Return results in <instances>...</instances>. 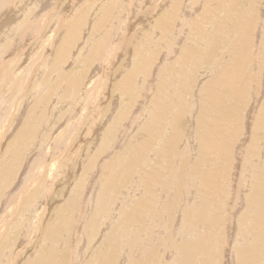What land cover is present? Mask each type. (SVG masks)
<instances>
[{
    "label": "rangeland",
    "instance_id": "obj_1",
    "mask_svg": "<svg viewBox=\"0 0 264 264\" xmlns=\"http://www.w3.org/2000/svg\"><path fill=\"white\" fill-rule=\"evenodd\" d=\"M42 1L43 0H40L39 3L36 1L37 3L34 2V4H32L33 2H29V0H13L12 1L13 7L8 6L5 8L4 11H3V9L0 10V66H1L0 67V77L1 76L4 77L5 75H3V74H5V73H6V76H7V74L10 75V79H6V80L4 79L3 80L2 79L3 77L0 78L1 82L4 81L3 83L0 82V172L6 173V176L4 178L2 176L0 178V203H1V201L3 202L4 200L7 201V199L2 200L3 198H11V200H12L9 203V205L7 206L9 208H5L6 212L3 208L5 206V204L3 206V204L1 203L0 207L2 205L1 209L3 208V210H4L3 213L5 212L6 214H8L10 212L9 215H6L4 213L5 216L2 214L4 216V219H7V217L9 216V219H7V221H9V222H7V221L4 222V219H2L5 226L11 227L9 225H12V227L14 228V231L12 230L13 229L12 227L11 228L3 227L6 229L2 228V230H4V231L0 237V241H1L0 242V264H11L12 262H13L12 264H28V262H32V264H36L37 262H39L37 264H44V263L50 264V262H48V263H46V262L48 260H52V259H54L56 261L63 262V263L66 262L65 264H70V263L71 264H88V263L89 264L90 263L91 264H102V262L103 263L107 262L109 264H185L187 257L189 259H191V264H197L199 261L198 260L199 257L202 259H204V258L206 259L205 255L203 258V255H199V253L196 252L197 248L202 247L207 242L205 237H202V238L198 237L199 235H202V231L207 229V228H205L207 225H204L205 227L203 226V224H202V226L199 225L200 222L202 220H204L201 216L203 205L200 206L201 201H199V198L201 200V197H199V196H201V195L204 196V195L202 194L203 193L202 192L203 187H202V185H201V187L198 186V183L201 184V181L199 179L201 176H203V174H205V172H206V174L216 172V171H212L215 169V163L213 162L214 163L213 164L212 162H210L209 156H206V155L212 154V152L214 151V150H212V148L214 146H212V144H211L212 147L210 145H206V147H205L202 144H200L201 143L200 140H199L200 143L198 142V140L196 139L197 137L195 135V132L193 131L195 128L194 126L196 124L195 121L197 119L194 117H196L195 115H198L197 112L199 111L198 110L199 107H200V109H201V107H203L202 103L200 104V102H201V99L205 98L204 96H205V93L207 91L206 89L208 87L207 86L208 83H206L208 81H205V80H208L209 76L211 78V76H214L213 74H215V73L217 74V72L219 71L217 68L219 60H217L215 58V56L219 57V55L222 54V55L230 56L228 58L232 59L235 55V51H233V50L236 48V46H238L241 43L242 40L243 41L241 44H243V42L245 41L243 35L241 36V34H242L241 33L240 34L241 37H239L240 38L239 43H237L234 46L235 43L234 44H232V43H233V41L238 40V39H236L238 36L236 35V37L233 36L232 38H230L231 36L229 34H232V33L229 31L230 30L229 27H231V26H228V25H231L233 22L232 21L228 22L225 19L223 26L226 27L227 29L226 28L223 29L222 24L220 25L218 23V21L219 22L223 21L224 20L223 18H225V17L227 18V15H224L223 12L221 13L219 11L226 10V8H227V10L228 9L230 10L231 8L235 9V6L238 4H239L238 10L241 11L243 14L242 15L243 16L242 21L246 22V18L250 19L253 17L251 21H253V19H254V23L257 24L256 25L253 23L254 26L252 25L253 30L251 29V32L254 36H252L251 32H249V31H248L249 34L247 33L249 38H251V40L253 38L252 45H251L252 48L250 49V55H251L250 60L256 61L257 66L255 67V65H253L252 61H249V59H248V62H251L252 65H248L249 68L246 67V65H245V68H247L248 71L245 69H244V71L246 73L251 72L250 75L254 74L255 77L256 76L258 77L260 74L259 78L262 81L259 82L260 80H258L257 83L259 85L260 91L262 90V92H260V91H259L260 93L256 92V93H259V94H256V96L259 95L262 98H260V97L255 98L254 97L256 99V101H255L254 99H252V97L255 96V94L254 95L252 94L253 96L249 95L254 90L253 89L254 83L256 82L257 79H255L254 83L252 82L253 86H251V84H248V82L251 83V81H248L247 82L248 86L246 85V82H245V84L241 87L244 89L242 93H243V95H245V96H243L244 97L243 102H241L243 104V106H241L242 104L239 106L240 110L239 109L237 110L238 113H236L237 114L236 117H233V119H232L233 123H235V125L233 124L232 126L236 127L238 130L240 129L239 130L240 132H238L240 134L237 133V135L235 137V139H236L235 141L233 139L228 140L229 144L231 146V147L229 146L230 147V152H229L230 159L228 160L229 166H227L228 169H226L227 171L225 173V176H224L223 172H222V174L220 173L219 177L220 178L222 177L223 179L225 178V180H223L221 178L222 179V181H221V179L219 178V182L222 185L221 186L219 184V187L221 186L220 189H222L220 191L219 196L212 197V195H211L210 196L211 199H210V197H207L211 201L214 198V200L212 201L214 206H213V204L210 205V203H209V205L206 207V209H208V213L210 214L209 216H212V217L216 216L214 218H216V220L218 221L217 218L220 215H223L225 212V214H227L226 216H228V217H225V214H224V218L222 216H220L222 218L219 219V221L223 219L227 222H225L223 220L221 222H219V221L217 222L220 224L221 227L224 226V228H218L219 226L217 227V225H219V224H217L216 222L214 223V225H216V226H214V225L211 226V224L207 226L208 227L207 230L210 231V234L215 233V234H211V236H212L210 238L211 242H209L210 247H209V251L208 250L207 251H208L209 256L213 252H215L212 255L213 257L212 256L209 257L210 260L213 259V260H211V261H213V264H214V261L216 262L215 264H237L238 262L245 261L246 259H248L250 257H251V259L247 260V261H250V263L260 264L262 262L261 264H264V249H263V246H264V229H262L264 226H262L263 224H262V222H260L259 218L256 217V216H258V213H260L258 217H260L262 214L264 215V211H263L264 210V207H263L264 206V198H263L264 194L263 195L257 194L258 196L257 195L254 196V193H255L254 190H256V189H253V187L256 188L259 186L260 189L264 190V179L260 180L261 183H260V181H258V183H257V184H259L258 186L256 185L257 181L255 180L257 178V176L264 171V155H263L264 146L259 144V143L264 144V142H263L264 137H262V136H264L263 135L264 134V131H263L264 128L263 129L261 128L262 129L261 132H263V134L260 133V130H258V128H257V127H259V129H260L262 124L264 127V121H262L263 122L262 124L258 123L261 126H259V125L257 126V123H256V121L258 122L259 121L258 119H260V117H259L260 114L262 116H264V109H263V113L261 111L262 107L261 108L259 107L261 112L257 110V109H259L258 106H263V104H264L263 103L264 102V98H263V96H264L263 91L264 90L262 89L264 87V82H263L264 81V67H263L264 58L262 57V55L264 56V54H263V52H264V47H263L264 46V42H263L264 39L262 37H260V35H259V31L262 28H264V24L261 25L262 24L261 21H264L263 20L264 19V17H263L264 11H262L263 9H261V8H264V0H247V1L246 0H232V1L230 0L231 2L229 0H168L167 2H164V0H147V1L146 0H117V2L115 0H110L111 3L109 2V0L108 1L107 0H105V1L104 0H52L50 4H49V0H46L45 2H42ZM57 1H58V3H57ZM190 1L192 3H195L197 1L198 6H196L194 9V10H196V12L195 11L193 12V10L191 12V13H193V16L191 17L190 22L188 21L189 24L188 25L186 24L187 26H186L185 32L183 33L185 36L182 35V30H181V32H180L181 35L179 33L178 38L174 41L175 44L178 43L177 45L174 44L176 46V49H173L174 51L176 50V53H175L170 48L172 46L170 44H173L172 43L173 41L170 40L172 33H171V35H168V31L171 32L170 30H172V26L174 28V25H172V24L177 23V21H178L177 17L179 14V8L182 7L183 5H188L187 3ZM106 2H108L110 5L112 4V2H115L116 4L113 3L112 7H111L108 3L106 4ZM158 2H159V4H156ZM42 3H43V5H42ZM153 3H154V5H153ZM230 3H231V5H229ZM3 4H5V3H3ZM15 4H16V6H15ZM128 4H130V5H128ZM103 5L104 6L106 5V7H109V8L105 9L106 7L104 8ZM138 5H139V8L137 7ZM151 5H153L151 8L156 7L157 9L149 8ZM161 5H163L162 10L159 8V7H161ZM23 6H25V7H23ZM168 6H171V7L168 8ZM229 6H231V7H229ZM14 8H16V9H14ZM91 8H93V9H91ZM142 8H143V10H141ZM147 8H149V9L147 10ZM18 9H19V12H18ZM52 9H53V11H52ZM110 9H111V11H110ZM112 9H113L114 13L112 12ZM159 9L161 10V14H160ZM173 9H175V10H174V14L172 15L173 17H171V19H172L171 28H168V26H165L166 30L163 31V32H165L163 35L162 34L163 32L161 31L162 29L160 26L163 25V24H161L162 20L164 21L165 18L167 17V15H166V17L164 16L165 17L164 18L163 15L168 14L167 10L171 11ZM234 9H233V11H234ZM90 10H91V12H89ZM107 10H108L109 14H111V15L112 14L116 15L118 13H121V14H119L118 17H117V15L115 16V17H117V19L113 15H112L113 16V18H112L111 15L106 13ZM154 10H156V12H154ZM164 10H166V11L164 12ZM209 10L210 11L213 10L212 11L213 16H212V14L211 15L208 14ZM2 11H3V13H2ZM7 11H9V14H6ZM102 11L105 13H102ZM152 11H153V13H152ZM170 11H168V12H170ZM16 12H17V14H16ZM57 12H58V14H57ZM77 12H78V14H77ZM149 12L152 14L151 15L148 14ZM258 12H259V15H258ZM83 13L85 14V17H83L84 16ZM129 13L130 14L132 13V14L129 15ZM142 13H144V14L142 15ZM162 13H165V14H162ZM261 13H263L262 14L263 16L261 15ZM4 14L6 15V17L4 16ZM37 14H38V16H37ZM100 14L102 16H104V18ZM145 14L146 15L148 14V16L145 17ZM81 15H82V17H81ZM161 15H162V19H159V17ZM34 16L36 17V20H35V18H33ZM62 16H64V17H62ZM109 16H110V18H109ZM149 16H150V18H149ZM179 16H181V15H179ZM210 16L213 18L214 21L212 20V18ZM99 17L104 19V20L103 19L102 20L104 21V25L106 26L107 29L103 28L105 26L98 27V24L101 21V19ZM203 17H205V20L202 19V21H200L201 18H203ZM215 17H219L218 20L215 19ZM32 18H33V20H32L33 22L31 21ZM107 18H109L110 20ZM127 18H129V19H127ZM155 18H157V19H155ZM173 18L174 19L176 18L177 21H176V19L174 20ZM207 18H208V20L211 18L209 20L210 22L207 21ZM236 18H239V16L238 15L233 16L232 20L234 21ZM86 19H87V21H86ZM260 19H262V20H260ZM79 20H81V21H79ZM82 20H83V22H82ZM106 20H109V21H106ZM156 20L157 21L159 20L160 23L157 22ZM180 20L184 21V20H186V18L183 16V18ZM211 20H212V22H211ZM62 21H64V23ZM75 21L78 22L79 25H75L78 27V30H77L78 32L74 36V35H72L74 33L72 31H70V27L72 25L71 24L72 22H73V24L76 23ZM84 21H86V22H84ZM103 21H101L100 23H103ZM206 21H207V23H206ZM80 22H82V23H80ZM152 22H156V23H152ZM260 22H261V24L258 25V23H260ZM96 23H97V25H96ZM119 23H123V24H119ZM157 23H159V26L157 25ZM214 23H216V24L214 25ZM33 24L35 26L30 28V26H32ZM80 24H82L83 26ZM155 24H156V26H155ZM217 24H219V25L217 26ZM225 24L227 26H225ZM122 25H124V27ZM177 25L179 26V23H177ZM115 26H117V27L115 28ZM126 26L130 27L131 31H130V28H127ZM178 26H177V31L180 30V27H178ZM215 26L218 28L222 27L221 29H223V33L224 32H226V33L230 32V33H228V35L226 33H224V34L222 33L223 38L226 39V40L224 39L225 43L227 42V44H228V41H229L228 46H230V47L227 46L225 48L226 50L224 49V51H222V49L224 48L222 46V44L224 43L223 38L221 37V34H220L218 28H216L215 30L217 31L216 33L219 32L216 35L219 37V39H218V37L216 38V36H215L211 40V41H213L216 38V40H215L216 42L215 41L212 42L214 45V47H213L214 49L212 48V46H213L212 43H210L211 48L207 47V50H206V47L204 48V45L202 44L206 39H207V41H209L208 38L213 37L216 34L215 32H213V36H210L211 32L214 30L213 27H215ZM8 27H9V29L15 30V31H13V34H10V33L8 34L6 32ZM152 27H154V28H152ZM34 28H35L37 33L35 32V30L33 31ZM38 28H39V30H38ZM114 28H115V30H114ZM79 29H80V31H79ZM225 29H226V31H225ZM43 30H46V31H43ZM159 30L162 32V33H160L161 35L159 34L160 37L158 35H155L152 37L153 34L159 33L160 32ZM32 31L34 32V34H32L33 33ZM69 31H70V33H69ZM253 31H255V32H253ZM107 32H109L108 33L109 36L106 34ZM166 32H167V35H165ZM208 32H209V34H207ZM35 33L37 35H35ZM38 33H41V34H38ZM79 33L81 35H79ZM104 33L106 34V36ZM70 34L72 35V37ZM119 34H121V35H119ZM147 34L148 35L150 34V35L147 36ZM205 34H207V37ZM219 34H220V36H219ZM255 34H256V36H255ZM257 36H259V37L256 38ZM103 37H104V39H103ZM180 37H183V39L181 41L179 40ZM263 37H264V35H263ZM71 38L74 40H72ZM241 38H242V40H241ZM249 38H248V40H249ZM42 39H44V40H42ZM155 39L157 42L155 41ZM234 39H236V40H234ZM261 39H263V40H261ZM123 40H125V41H123ZM177 40L179 42H177ZM198 40L200 41L199 42L200 44L198 43ZM256 40H258L259 42L261 40L260 43L263 44V46L260 43H258V41H256ZM126 41H128L129 43ZM220 41H222L223 43ZM97 42L100 44V46ZM158 42H160V43L157 44ZM162 43H163V45H162ZM216 43H221L220 44L221 46H218L220 49L217 48ZM94 44H95V46H94ZM139 44L143 45V46H141L143 51L141 50V48H137V49L142 51L143 53L135 49L134 54L138 53V55L136 57V55L134 56L133 52L131 53L130 50H133L132 45L135 48ZM42 45H44V46H42ZM253 45H256L255 47L257 49H258V45L259 46L261 45L262 47L260 46L261 48L257 50V49H254L255 47ZM96 46L98 47L97 48L98 53L100 51H102V49H103V51H102L103 53L102 52L99 53V56L97 58L94 57V59L97 60V61H94V59L92 58L93 57L92 52L96 49ZM116 46H118V47H116ZM120 46H121V48H119ZM123 46L124 47L126 46V48H128V49L123 48ZM63 47H64V49H62ZM165 47L167 50L169 48V50L166 51V55L164 57L163 54L165 53ZM177 47H179V48L177 49ZM93 48H94V50H93ZM99 48H102V49H99ZM117 48H118L119 52L117 51ZM193 48H194V50H193ZM228 48H229V50L230 49L231 50L233 49V50L229 51ZM147 49L148 50L150 49V50L148 51ZM188 49H189V51H188ZM261 49H262V51H260ZM62 50H65L64 57H61V55H60V53L63 52ZM91 50H93V51H91ZM144 50H145V53H144ZM195 50L200 52V53L204 52V54L199 53L198 57L192 56V54H194ZM200 50H202V51H200ZM71 51L74 55L71 53ZM226 51H228V52H226ZM77 52H80V53H77ZM231 52H232V54H231ZM254 52L255 53L258 52L257 55L260 56V59H262L261 61L258 60L259 58L256 60V56L252 55V54H254ZM259 52H261L262 54ZM141 53H142V55H141ZM171 53H173V55ZM139 54L142 57L144 56L143 60ZM182 54H185V55H182ZM228 54H230V55H228ZM259 54H261V55H259ZM108 55H110V56H108ZM170 55L174 56V57H172V59H170L171 58ZM202 55H204V56H202ZM207 56L210 60L207 58ZM138 57H139V59H138ZM189 57H191L192 59ZM199 57L201 60L206 58V59H204L206 61L204 62V60H203L201 62ZM87 58L93 59V61L95 63H93V61H91V59H90V64H88V66H86L85 62H87V60H88ZM98 58L100 60H98ZM102 58H103V62H104V60H107V61L112 60L110 63H108L109 61L104 62V65H102L104 69L101 68L102 67L101 64L103 63L101 61ZM164 58L166 60L170 59L168 61V64H166L167 63L166 60H163ZM188 59H189V62L191 64V67L193 66L192 69L190 68L191 72L190 71L186 72L185 70H188V68L186 66L184 67L182 64V63H184V60H187L185 63H189ZM212 59H213V61H212ZM230 59H229V61H230ZM130 60L132 61L131 64H129ZM177 60H178V62H177ZM194 60L196 61V63L191 62ZM83 61H85V62L83 63ZM140 61L142 64H144L143 65L144 67L140 64ZM147 61H148L149 65L147 64ZM163 62L167 67H165V65H162ZM209 62H210V64H209ZM138 64H139V66L140 65L142 66L141 72H140L139 68H137V67H139ZM254 64H255V62H254ZM261 64H263V65H261ZM90 65H92V66H90ZM145 65H147V66L145 67ZM104 66L107 67L108 70L114 68L115 71L113 70V72L111 71L112 72L111 73L110 71L105 69ZM123 66L125 67L124 69H123ZM133 66H135V67L137 66L136 67L137 71L135 70V67H134V72H133L136 74L135 75L136 77L134 76V79L132 80V82H134V83H133V85H132V83L130 85L131 89L132 88L133 89L132 90L127 89V88L120 89L118 84L124 79V77L126 75L125 72H128L130 70H131V72L133 71L132 70ZM151 66H152V68H151ZM161 66H164V67H162V70L164 72H166V69H169L170 71L174 70L176 72L179 70L183 72V70L185 69L184 72L187 73V77H185L184 80H181V83H183L185 86L187 85L186 87H187L188 91L185 88V86L183 87V84L179 86L180 87L179 89H180V94H183L184 96H185L186 92H189V93H187V96H186L187 98L185 97L186 99H184L183 95H181L180 97L183 98L182 100H181V98H175L174 97L172 99V101L170 98H167V100H168V102H167L166 98H164V97L168 96V94H165L164 92L169 87V83H167L168 82L167 80L170 77V74H167L169 72H166L165 74H161V72H158L159 70H157V69H159ZM196 66H199V67H197L198 70L196 69ZM259 66H262V67L260 68ZM91 67L93 70L90 69ZM147 67H148V69H147ZM200 67H201V69H200ZM210 67H211V70H209ZM13 68L14 69L16 68V69L14 70ZM164 68H165V70H164ZM193 68H195V69H193ZM206 68H208V69H206ZM89 69H90V71H89ZM196 70H197V72H196ZM249 70H250V72H249ZM12 71H13V73H12ZM214 71H216V72H214ZM2 72H3V74H2ZM87 73H89V74H87ZM220 73H222V72H220ZM160 74H161V77L166 75L165 76L166 79H165V77H162V80H160V78H161V77H159ZM261 74L263 76V79H262ZM63 75L64 76L68 75L67 81L63 80L64 79ZM180 76L182 77V75H180ZM121 78H122V80H120L118 83L117 81ZM135 78H137L138 80H136ZM153 78H154V80H153ZM163 78H164V80H163ZM69 79H70V81H69ZM72 79H74L73 84H72V81H73ZM75 79H79L80 84L76 83L77 80L75 81ZM156 79H157V81H156ZM185 80H188V81L185 82ZM161 81H162V83H161ZM182 81H184V82H182ZM163 82H164V85H163ZM200 82H201V84H199ZM229 82H232V79H229ZM74 83L77 84L76 87L74 86ZM116 83H118V84H116ZM261 83H262V85H261ZM70 84H72V85H70ZM78 84L80 87L78 86ZM161 84H162V86H161ZM157 85H160V86L157 87ZM203 85H206L207 87L203 86ZM69 86H74L75 89L73 88V90H71L72 88ZM77 86L79 87L78 89H77ZM202 86H203V88H202ZM237 86L240 87L239 85H237ZM197 87H201L202 89L199 88L196 90ZM204 87H206V89ZM250 87H251V89H250ZM160 88L164 89V91L163 90H162L163 92L160 91L161 90ZM190 88L191 89L193 88V89L190 90ZM241 88H239V89H241ZM203 89L206 91L204 92ZM255 89H256V87H255ZM155 90L160 91V93L155 92ZM184 90H186L185 93H184ZM195 90L197 91L196 93H195ZM26 92H27V94H26ZM127 92H128V94H127ZM198 92L200 94H198ZM79 93H81V94H79ZM202 93H203V96H202ZM235 93L237 94V91H235ZM262 93H263V96H262ZM28 94L29 95L31 94L32 96L30 95V97H32V98H30ZM197 94L199 95V97ZM24 95H25L26 99L24 98ZM79 95H81V96H79ZM130 95L132 97H130ZM200 96H202V97H200ZM248 96L251 98H249ZM162 97H163V100H162ZM197 97L199 98L198 100H197ZM193 99H194V101H193ZM257 99L260 101H263L262 104L260 103V101L257 102ZM250 100H253V103ZM196 101H200V102L197 103ZM248 101H250V102H248ZM157 102H159V103H157ZM161 102L162 103L167 102L168 104L165 103L162 105ZM236 102H237V100H236ZM236 102L234 99L231 101V104L235 105ZM33 103H34V105H33ZM173 103L176 104V106ZM256 103H257V105H256ZM157 104H159V105H157ZM169 104H171L172 106ZM177 104H179V108H178ZM182 104H184V105H182ZM192 104H194L195 107ZM238 104H239V102H237L235 107H237ZM255 105H256V109H255L256 112L254 110ZM157 106L158 107L160 106L159 109H157L158 108ZM163 106H165V107H163ZM17 107H19V108H17ZM161 107H163V108H161ZM172 107H173V109L171 110ZM180 107H181V109H180ZM166 108L167 109L169 108L170 110L169 109L167 110ZM176 108H177V110H176ZM36 109H38V110H36ZM162 109L167 110L168 112L170 111V113L169 114L167 112L161 113L160 111ZM19 110H20V112H18ZM156 110L159 112H156ZM253 110L255 113L253 112ZM32 111H33L34 115L32 114ZM185 111H188V113L187 112L185 113ZM153 112H154V114H153ZM159 113L161 114V116L160 115L158 116ZM175 113H177L179 115L181 120L179 119L178 115H173ZM256 113L257 114L259 113V116L254 115ZM162 114H163V116H162ZM164 114H165V116H164ZM192 114L194 115V117ZM153 115H155V118L154 117L151 118V116H153ZM249 115H252V117L250 116L251 120H248ZM182 117H183V119H182ZM244 117H245V121H244ZM255 117H257L256 118L257 120H255ZM159 118L160 119L162 118V119L158 120ZM28 119L34 120L32 122L33 124L31 122H29ZM156 119L158 120L155 122V124L157 126L153 122V120L155 121ZM169 121L170 122L173 121V123H170ZM176 121H179V123H181V124L179 125V123L177 122L178 124L176 125ZM234 121H236V122H234ZM40 122H41V124H40ZM157 122H159V124H157ZM192 122L194 123V125L190 126L192 124ZM29 123H31L32 125H30ZM148 123H149V126H151V127L153 125L154 129L151 128L150 131H152V129H153L154 133H153V131L151 133H148L149 131H146L143 129V128L146 129L147 127H149V126H147ZM168 123H170V124L168 125ZM174 123H175V126L172 125ZM12 124H14V126ZM251 124H253V125L255 124V127L256 126L257 127L254 128L253 125L249 126ZM31 126L32 127L34 126L33 127L34 129H32ZM145 126H147V127H145ZM167 126H169V127H167ZM25 127H27V128H25ZM156 127H158L157 128L158 130H156ZM159 127H160V129H159ZM171 127L174 128V131H175V127H178V133H177L178 136H176V138L179 137L180 139L176 143L177 145H175L176 148L173 151L171 158L167 159L164 154L158 155V151L165 149V146H166L167 142L169 141L168 140L169 137L171 139V137L173 136L172 133L174 131ZM191 127H193V129ZM179 128H180V130H179ZM189 128H191V129H189ZM248 128L250 130H248ZM28 129H30L32 131H29ZM229 129L230 128H228L226 130H229ZM243 129L245 130V133L247 132L246 134L243 133L244 132ZM251 129H252V132H251ZM253 129H254V131H253ZM256 129H257V132H259V133L258 134H252V133H256ZM24 130L25 131L27 130V131L24 132ZM210 130L208 129V132H211ZM190 131L193 133H191ZM212 131H214V132H212L213 134L209 133L210 137L209 136L208 137H209V139H214L217 141V139H215V138L216 137L218 138V136H219L218 134L221 131L218 132L217 129L216 130L212 129ZM186 133H188V135ZM250 133L254 137H251ZM146 134H150L151 136L152 135H154V136L152 138L150 135H146ZM158 134L161 136H159ZM193 134H194V136H193ZM223 134H224V137H223ZM225 134L226 133H223V130H222V133H220V135L223 138H225V140H226ZM241 134L242 135L244 134L245 138H247L248 140L244 139V135L242 137ZM44 135H45V137H44ZM212 135H213V138L211 137ZM214 135H215V137H214ZM246 135H248V136L250 135L249 138L246 137ZM256 135L261 136L262 139L259 136H258L259 137L258 138ZM146 136H148V137L146 138ZM149 136H150L151 142L148 141ZM234 136L235 135H233V137ZM190 137H191V141H190ZM238 137H239V139H238ZM145 138L147 139L148 143L145 144L144 142H142V144H144L145 146H149V142H150L149 148L145 151L147 153L145 155H143L142 157L137 158L135 161L130 160L132 157V153H129L130 152L129 150L135 146V145L132 146V144L136 143V146H137L138 145L137 143L139 141L141 143V140H143V139L146 140ZM165 138H166V140H164ZM192 138H195L197 140L198 144H200L206 150H203L200 147V145H199V147H197L198 145L195 142V139L192 140ZM220 138L221 137H219L218 139L220 140ZM242 138L244 139L246 146H245V143L242 140ZM252 138L253 139L256 138V140H258V139L259 140L254 141ZM152 139H154V141ZM231 140L233 142L230 143ZM260 140H262V141H260ZM155 141H157V142L160 141V144L156 147H155V145L157 142H155ZM192 141H193V144H192ZM247 141H249V143H247ZM131 142H133V143H131ZM190 142H191L193 147H190V145H189ZM253 142H255L259 146V148H261V149L259 150L258 146L255 145V143L253 145ZM14 143H17V144H15L13 147ZM247 144H248V146H247ZM129 145H131V146H129ZM249 145H251L252 147L256 146V148L258 149L257 152H255L253 150V149H256L255 147H253V149H252L254 151L253 154H254L255 158L252 156L253 151L251 150V148H249V149L252 152H250L249 149L247 150ZM194 146H195V148H194ZM208 146H210V148ZM242 146H244V147H242ZM125 147H127V148H125ZM128 147L130 149H128ZM153 147H155V148H153ZM188 147H189L190 151L188 150ZM237 147H238V149L236 150ZM49 148H50V150H49ZM126 149L129 152H127L125 154L124 151ZM210 149L212 150L211 152L208 151ZM213 149H215V147ZM239 149H242V151L243 150L246 151L248 154L244 151L242 153L241 150L238 151ZM13 151H15V152H13ZM38 151H39V153H38ZM150 151H152V152H150ZM188 151L191 153V155ZM193 151H195V152H193ZM200 151H202V153H204V151H205V152H208L209 154L204 153V155H201L202 153L200 154ZM232 151H233V153H232ZM19 153H20V155H19ZM16 154H18V155H16ZM127 155H130V156H127ZM246 155H248V156L246 157ZM39 156H41V157H39ZM121 156H122L124 162L126 160L127 162L131 161V163H134V164L128 165V167L130 169H128V167L126 166L128 173L125 170V165H126L125 163H123L124 169L120 165H119L120 167H116V169L114 168V173L116 174L117 177L111 171V177L108 180L110 182H108L107 180H105V177H103V175L108 172L107 169L109 168L108 167L109 163L112 164V162H113L112 160H114V159L116 160V159L120 158ZM201 156L207 157L205 159L206 161L201 160V164L199 166V170H201L202 173H200L201 171H199V172L197 171L198 173L192 174L191 172L194 171L193 166L196 163V161L198 163V159H201ZM244 156L247 158V160H245V162L243 160V159H246ZM163 157H164V159H163ZM39 158H41V162H42L41 164H43L45 162L43 164V165H45L44 166L45 168L42 165H40V166H42L41 168L40 167L38 168V164H37L38 162H36V160L39 161ZM252 159H253V161H252ZM241 160H243L242 161L243 163L240 162ZM3 161L4 162L6 161L5 165H3L4 164ZM47 162L49 163V165ZM114 162H116V161H114ZM17 163H18V165H17ZM181 163L183 165H181ZM197 163L195 165H197ZM261 163H262V165H261ZM207 165H210V166L208 167ZM9 166H11V168ZM212 166H214V167H212ZM153 167L155 169L157 168V170H155ZM4 168H6L10 171H7ZM206 168L208 171L210 170L212 172L207 173L208 171L206 170ZM152 169H154L153 170L154 172H152ZM174 169H176V170H174ZM177 169H179V171ZM31 170L34 173H32V175L30 176L31 180L30 179L28 180V179H26L25 175L28 172H30ZM148 170H150V172ZM251 170H252V172H251ZM105 171H107V172H105ZM120 171H121V174H119ZM123 171H125V172H123ZM228 171H230V173ZM25 172H26V174H25ZM175 172L178 174H176ZM190 173H191V175H190ZM175 174L177 175V178H176ZM197 174L199 177L197 176ZM192 175H193V177H192ZM226 175L229 178H227ZM118 176H119V178H118ZM147 176H148L147 179L150 178L151 179L150 181H152V182H149L146 179L151 184V186L146 180H145L146 183L143 182ZM186 176L188 178H186ZM22 177H23L22 180L24 181L23 183L21 182ZM166 177H167V179H166ZM181 177H183L184 181L187 180L186 184L184 181L182 182L183 184L182 183L179 184L178 181H181ZM230 177H231V180H230ZM113 178H114V180H113ZM116 178L118 179V181ZM175 178H176V180H172ZM185 178H186V180H185ZM195 178L198 181H196ZM226 178L229 179V181ZM191 179L192 180L194 179L196 181L193 183V185H192ZM251 179L253 180L254 185H253V182ZM26 180H28L27 182L29 184L26 182ZM235 180H237V181L235 182ZM242 180H244V181H242ZM172 181H174V182H172ZM116 182H117V184H116ZM175 182H176V184H175ZM221 182H223V184H225V185L223 186V184ZM232 182H233V185H232ZM104 183L105 184L107 183V184L105 185ZM109 183H111L112 188L109 186ZM143 183H144V185H143ZM189 183H191V185ZM23 184L24 185L26 184V191L28 190V192L22 198V196H20L19 193L23 189L22 188L24 186ZM27 184H28V186H27ZM100 184H101V186H100ZM148 184H149V186H147ZM194 184L198 188L197 190H196ZM245 184H247V185L245 186ZM172 185H174V187H175V185H177V186H176V188L173 189ZM242 185L245 188H240V187H243ZM249 185H251V186L253 185V187H250ZM108 186L110 187V189L108 188ZM184 186H186V189L184 188ZM236 186L237 187L239 186V188H237ZM225 188H226V191H225ZM251 188L253 189V192H252ZM104 189L106 190V192ZM107 189H109V190H107ZM199 189L202 191H200ZM232 189H233V191L231 192L230 190H232ZM241 189H244L243 191L245 193L241 192L242 191ZM151 190H152V192H151ZM173 190L175 193L173 192ZM177 190L181 193H179ZM186 190H187V193H186ZM102 191H104V192H102ZM194 191H195V193H194ZM107 192H108V194H107ZM176 192L178 194H176ZM199 192H201V193H199ZM260 192H261V190H260ZM171 193H174L175 198H174V196H172L173 194H171ZM188 193L189 194L191 193V194L188 195ZM226 193H227V195H226ZM6 194H7V197L5 196ZM30 194H31V196H30ZM241 194L242 195L244 194L246 197L248 195L249 196L246 198L245 196H242ZM251 194H252V196H251ZM236 195H237V197H236ZM91 197L93 200H90V202H88L89 200L87 201V199L91 198ZM216 197H217V199H216ZM232 197H233V199L231 201ZM238 197H240L241 199H244V200L247 199V200H246V202H243L244 200H241ZM257 197H260V198H257ZM145 198H147V199H145ZM194 198L197 199L198 201L194 200ZM249 198L252 201H250ZM224 199L226 200V202L224 201ZM248 199H249V203H248ZM216 200H217V202H216ZM258 200H260V202ZM73 201H75V202H73ZM227 201H229V203ZM256 201H258V202H256ZM224 202H225V204H224ZM233 202H234V204H232ZM238 202H240V203H238ZM221 203L223 206H225V209H224L225 211L220 209L222 206V205L220 206ZM257 203L258 204L260 203V204L256 205ZM19 204H20V206H19ZM151 204H152V206H151ZM248 204L250 205V207ZM210 206H213V208H215L214 209L215 211H216V208L219 211H222V212L224 211L223 214H219V211H217V213L219 215L217 213L215 214L213 208ZM231 206H233V207L231 208ZM10 207L12 209H10ZM200 207H201V209L199 210ZM226 207H227V209H226ZM257 207H259V208H257ZM211 208H212V211H211ZM1 209H0V212L2 213ZM255 209H256V211H253ZM194 210L198 211L197 216L193 217L194 229H192V230H194L196 236L190 235V231H189V227H188L189 223L187 222V217H186V214H189L191 212H196ZM131 212H132V214H131ZM199 212H200V214H199ZM211 213H214V216ZM233 213H234V215H233ZM244 213H245V215H244ZM10 215H11V217H10ZM250 215H251V218H250ZM79 216H82L83 217L82 219H84V218L85 219L82 220L81 218H79ZM144 216H146V217H144ZM254 216L259 220L260 223L257 221V219ZM0 217H1V215H0ZM143 217L146 218V220ZM252 218H254L253 220L257 221V222H254L252 220ZM260 218L262 219L263 216H261ZM64 221H66L67 223H65ZM239 221H241V222H239ZM183 222L186 225L183 224ZM222 222H223V224H222ZM224 222H225V224H224ZM229 222L232 223V225H229L230 224ZM28 223H30V224H28ZM179 223H181V224H179ZM227 223H229V224H227ZM254 223L256 226L253 225ZM257 223L260 224V229H262L261 233L263 234V236L261 238H262L263 242L261 241V238H259V235H256V233L254 234V232L257 229H259V224H257ZM23 224L26 225V227ZM80 224H82V228H81ZM79 225H80V231L81 232L76 233L77 230L75 231L74 229L75 228L77 229L79 227ZM176 225L179 226V229H177L178 227ZM248 225L250 226L249 228H248ZM252 225H253V228H252ZM209 226H211V227L209 228ZM235 226H237V227H235ZM213 227H216V229H218V230H216ZM255 227H258V228L255 229ZM247 228L250 230H248ZM181 229L183 231L184 230L185 231L183 232V231H181ZM223 230L225 231V233ZM232 230H234L235 232H233ZM186 231H188V232L186 233ZM221 231H223V232H221ZM246 231H248V233ZM22 232H24V233H22ZM158 232H161L162 234H160V233L158 234ZM164 232H166V233H164ZM175 232L177 235L174 234ZM220 232L223 233V237L222 236L220 237V235H219ZM4 233H5V235H4ZM74 233H75V235H73ZM203 233H205V232H203ZM49 234L54 235L53 237L55 239L53 240V242H52V238L51 239L47 238V237H49ZM216 234L219 235V238ZM224 234H225V236H224ZM228 235H229V237H228ZM244 235H245V239H244ZM5 236H7V237L5 238ZM216 237L218 238L217 241H216ZM251 237L253 238V240ZM246 238H248V239L251 238V241L249 239L248 242L247 241L244 242V240H246ZM254 238H255V240H254ZM187 239H189V240H187ZM219 239H222V241H223V243L221 242L222 244L219 243L221 241V240L219 241ZM223 239L225 241L226 240L227 241L224 242ZM228 239H229V242H228ZM252 241H255V242H252ZM259 241H261L263 244H261V242H259ZM83 242H85V243H83ZM182 242L186 243V247L182 246V244H183ZM215 243H216V245H215ZM227 243H229V244L227 245ZM242 243H245V244H242ZM246 243L248 244V246ZM73 244H75V245H73ZM252 244H253V247H252ZM214 245L216 246V248L214 247ZM218 245L220 246V248L218 247ZM244 245H245V247H244ZM74 246H76L75 248L77 249V250L75 249V251L72 248ZM211 246H213V247H211ZM222 247H224V248H222ZM242 247H243V251H245L244 253L248 252L249 255L245 254L246 257L244 256L243 258H241V260L238 257V255L236 256V253L235 254L230 253L232 251L234 252L235 249H236L235 250L236 252L240 251V250L242 251V249H241ZM246 247H248V249ZM257 247H258V249H257ZM228 248L230 250L231 249H234V250H231V251L227 250ZM259 248H262V249L260 250ZM218 249H219V251L217 252ZM252 249H255V250H252ZM53 250H54V252H53ZM4 251H6V252H4ZM258 251L260 253H258ZM96 252L100 253V258L102 257V259H103L102 262L101 261H96V262L94 261V263H93V258L96 256L94 254ZM17 253H19L18 254L19 256L18 255L16 256L18 258H14L15 254H17ZM37 253H40V254H37ZM42 253L44 256L41 255ZM105 253H107V254H105ZM216 253H217V255H214ZM229 253L232 257H233V255H235L233 259H232V257L229 256ZM244 253L241 252V254H244ZM252 253H255V255H256V258L254 261L255 263L253 262L254 259H252V256L254 255ZM251 254H252V256H251ZM39 255H41V256H39ZM44 257H45V259H44ZM47 257H48V260H46ZM215 257H216V259H215ZM235 257L237 258L238 261L237 260L235 261V259H236ZM62 258H65V260ZM37 259H39L40 261H38ZM192 259L196 260L195 263L192 262V261H194ZM207 259H208V257H207ZM94 260H95V258H94ZM68 261H69V263H68ZM233 261H235V262H233ZM211 264H212V262H211Z\"/></svg>",
    "mask_w": 264,
    "mask_h": 264
},
{
    "label": "bare ground",
    "instance_id": "obj_2",
    "mask_svg": "<svg viewBox=\"0 0 264 264\" xmlns=\"http://www.w3.org/2000/svg\"><path fill=\"white\" fill-rule=\"evenodd\" d=\"M12 1L13 0H0V10H2L3 9V11L5 10V8L6 7H8V6H12ZM40 2V0H29V2H33L32 4H34V2ZM46 0H43L42 2H45ZM51 1L52 0H49V4L51 3ZM105 1V0H104ZM108 1V0H107ZM116 2H117V0H115ZM147 1V0H146ZM168 0H164V2H167ZM230 1V0H229ZM228 1V2H229ZM232 1V0H231ZM230 1V2H231ZM247 1V0H246ZM245 1V2H246ZM8 2V3H7ZM19 2V1H18ZM28 2V1H27ZM36 2V3H37ZM70 2V1H69ZM85 2V1H84ZM94 2V1H93ZM109 2L111 3V1L109 0ZM235 2V1H234ZM3 3H5V4H3ZM17 3V2H16ZM57 3H58V1H57ZM108 2H106V4H107ZM113 3H115V2H112V4ZM198 2L196 1L195 3H192L191 1L190 2H188L187 4L188 5H183L182 7H180L179 8V14H178V21H177V19H176V21H177V23H179V26L177 25V23H171L172 22V19H171V17H173L172 15L174 14V10L175 9H173V10H167V13L168 14H165V13H162V14H165V15H163V17L165 16L166 17V15H167V17L165 18V20L163 21L162 20V22H161V24H163V25H161L160 27H161V31L163 32V31H165L166 29H165V26H168V28H171V24L172 25H174V28H173V26H172V30H170L171 32H169L168 31V35H171V33H172V36H171V38H170V40H172L173 42V44H170V45H172L170 48L172 49V51H174L173 49H176V46L175 45H177L178 43H174V41L178 38V36H179V33L181 32V30H182V35H184L183 33L185 32V29H186V26L189 24V22H190V19H191V17L193 16V13H191L192 12V10H193V12L195 11L196 12V10H194L195 9V7L196 6H198V4H197ZM23 4V3H22ZM41 4V3H40ZM109 4V3H108ZM112 4L110 5L111 7H112ZM116 4V3H115ZM120 4V3H119ZM135 4V3H134ZM148 4V3H147ZM156 4H159V2L158 3H156ZM163 4V3H162ZM14 5V4H13ZM25 5V4H24ZM38 5V4H37ZM42 5H43V3H42ZM41 5V6H42ZM89 5V4H88ZM98 5V4H97ZM101 5V4H100ZM128 5H130V4H128ZM133 5V4H132ZM153 5H154V3H153ZM153 5H151L149 8H151ZM229 5H231V3L229 4ZM15 6H16V4H15ZM14 6V7H15ZM85 6V5H84ZM90 6V5H89ZM104 6V5H103ZM162 6L163 5H161V7H159L161 10H162ZM165 6V5H164ZM13 7V6H12ZM19 7V6H18ZM23 7H25V6H23ZM28 7V6H27ZM81 7V6H80ZM106 7V5L104 6V8ZM110 7V8H111ZM138 8H139V5L137 6ZM171 6H168V8H170ZM219 7V6H218ZM229 7H231V6H229ZM238 7H239V4L238 5H236L235 6V9H234V11H233V9L230 11L229 9L227 10V8H226V10H223V11H219V12H223L224 13V15H227V18L225 17V18H223L224 20L223 21H218V23L221 25L222 24V26H223V23L225 22V19L228 21V22H230V21H232L233 23L231 24V25H228V26H231V27H229V31L232 33V34H229L231 37L230 38H232L233 36H235L236 37V35L238 36L236 39H238V40H236V39H234V40H236V41H233V43L232 44H234V46L237 44V43H239V37H241L242 35H243V37H244V39H245V41L243 42V44H241L242 43V38H241V43L238 45V46H236V48L233 50V51H235V55H234V57L232 58V59H230V58H228V57H230V56H226V55H222V54H220L219 55V57L218 56H215V58L217 59V60H219L218 62V66H217V68H218V72H217V74L215 73V74H213L214 76H211V78H210V76H209V78H208V80H205V81H208V82H206V83H208V87L206 86V85H203V86H206L207 87V89H206V87H204L206 90H204L203 89V91L205 92L206 91V93H205V98L204 99H201V102L200 101H196L197 103L198 102H200V104L202 103V106L203 107H201V109H200V107H199V111L197 112L198 113V115H195L196 117H194V115H193V117L194 118H197L196 119V124H195V128H194V132H195V135H196V139L198 140V142H199V140L201 141V143L200 144H202L203 146H205L206 147V145H210L211 146V144H212V146H214L215 147V149H213L212 148V150H214L213 152H212V154H210V155H206V156H209V161L210 162H214L215 163V169L214 170H212L211 168L212 167H214V166H212L210 169L212 170V171H216V172H212V171H208L207 170V168H206V170L208 171L207 173H209V172H212V173H210V174H206V172H205V174H203V176H201L200 177V181H201V184L200 183H198V186H200L201 187V185H202V187H203V191L202 190H200V191H202L203 193V195L204 196H199V197H201V200H200V198H199V201H201L200 202V206H202L203 205V209H202V212H201V216H202V218L204 219V220H202L201 222H200V224L199 225H201L202 226V224H203V226L204 225H210L211 224V226H213L214 225V223L216 222H218L219 221V219H221L222 217L224 218V214H225V206H223L222 205V203L220 204V206H221V210H224L223 212H224V214H223V212L222 211H219L217 208H216V211L214 210L215 208H213V206H214V204H213V200H214V198L212 199V201L210 200L211 199V195H212V197H215V196H219V194H220V191L222 190V189H220V187L222 186L221 184H220V182H219V176H220V173L222 174V172H223V174H224V176H225V173H226V169H228L227 168V166H229L228 165V160L230 159V156H229V152H230V144H229V139H233L234 141L236 140L235 139V137H236V135H237V133L238 132H240L236 127H234V126H232L233 124L235 125V123H233V117H236V113H238L237 112V110L239 109V106L242 104L241 102H243V100H244V97L243 96H245V95H243V88H241L244 84H245V82H246V85H247V82L248 81H251V83H249L248 82V84H251V86H253L252 85V82L254 83V81H255V79H257L256 80V82L254 83V90L251 92V94H249V95H251V96H253L254 94H255V96H253L252 97V99H254L255 101H256V99L255 98H257V97H260L259 95L258 96H256V94H259L260 92H262V90L260 91V89H259V85H258V80H260L259 82H261L262 80L259 78L260 77V74H259V76L257 77H255V75L254 74H252V75H250L251 74V72H250V70H249V72L250 73H246L245 71H244V69L245 70H247L248 71V69L247 68H245V65H246V67H248L249 68V66L248 65H252V63H253V65H255V67L257 66L256 65V61H254L255 62V64H254V62L252 61V60H250V49L252 48L251 47V45H252V40H253V38H252V40H251V38H249V36H248V34H249V32H251V29L253 28V23H254V19H253V21H251L252 20V18H250V19H247L246 17V22H243L242 21V19H243V14H242V12L241 11H239L238 10ZM261 7V6H260ZM101 8V7H100ZM103 8V9H104ZM107 8H109V7H106L105 9H107ZM128 8V7H127ZM149 8H147V10L149 9ZM11 9V8H10ZM14 9H16V8H14ZM76 9V8H75ZM84 9V8H83ZM91 9H93V8H91ZM97 9V8H96ZM95 9V10H96ZM102 9V8H101ZM134 9V8H133ZM151 9H157L156 7L155 8H151ZM159 9V10H160ZM165 9V8H164ZM249 9V8H248ZM261 9H263L262 11H264V8H261ZM12 10V9H11ZM79 10V9H78ZM127 10V9H126ZM141 10H143V8L141 9ZM146 10V9H145ZM161 10H160V14H161ZM207 10V9H206ZM3 11H2V13H3ZM52 11H53V9H52ZM80 11V10H79ZM97 11V10H96ZM110 11H111V9H110ZM129 11V10H128ZM132 11V10H131ZM150 11V10H149ZM166 10H164V12H165ZM168 11H170V12H168ZM213 11V10H212ZM212 11H210L209 10V12H208V14H212ZM261 11V10H260ZM15 12V11H14ZM18 12H19V9H18ZM49 12V11H48ZM51 12V11H50ZM89 12H91V10L89 11ZM112 12H113V9H112ZM125 12V11H124ZM135 12V11H134ZM144 12V11H143ZM151 12V11H150ZM148 13V14H152L153 13V11H152V13ZM154 12H156V10H154ZM176 12V11H175ZM205 12V11H204ZM206 12V13H207ZM21 13V12H20ZM19 13V14H20ZM69 13V12H68ZM75 13V12H74ZM87 13V12H86ZM99 13V12H98ZM102 13H105V12H103L102 11ZM106 13L107 14H109V12H108V10L106 11ZM114 13V12H113ZM133 13V12H132ZM131 13V14H132ZM6 14H9V11H7L6 12ZM16 14H17V12H16ZM51 14V13H50ZM55 14V13H54ZM57 14H58V12H57ZM77 14H78V12H77ZM80 14V13H79ZM90 14V13H89ZM119 14H121V13H118V14H116L117 15V17L119 16ZM130 13H129V15H131ZM134 14V13H133ZM144 13H142V15H143ZM148 14L146 15L145 14V17L146 16H148ZM252 14V13H251ZM263 13H261V15H262ZM53 15V14H52ZM83 17H85V14L83 13ZM97 15V14H96ZM101 15V14H100ZM109 15H111V14H109ZM113 15V14H112ZM111 15V17L113 18V16L115 17L116 15H113L112 16ZM141 15V16H142ZM179 15H181V16H179ZM235 15H238L239 16V18H236L234 21L232 20V17L233 16H235ZM250 15V14H249ZM258 15H259V12H258ZM4 16L6 17V15L4 14ZM37 16H38V14H37ZM50 16V15H49ZM59 16V15H58ZM77 16V15H76ZM102 16V15H101ZM175 16V15H174ZM183 16L186 18V20H184V21H182V20H180V19H182L183 18ZM203 16V15H202ZM207 16V15H206ZM212 16H213V14H212ZM252 16V15H251ZM263 16V15H262ZM62 17H64V16H62ZM81 17H82V15H81ZM90 17V16H89ZM103 18H104V16H102ZM117 17H115L116 19H117ZM124 17V16H123ZM201 17V16H200ZM211 17V16H210ZM249 17V16H248ZM264 17V16H263ZM33 18H35V20H36V17L34 16ZM33 18L31 19V21L33 20ZM50 18V17H49ZM77 18V17H76ZM100 18V17H99ZM103 18H100L101 19V21H103L104 19ZM109 18H110V16H109ZM109 18H107V19H109ZM149 18H150V16H149ZM148 18V19H149ZM212 18V17H211ZM210 18V19H211ZM218 18L219 17H215V19H217L218 20ZM261 18V17H260ZM18 19V18H17ZM63 19V18H62ZM80 19V18H79ZM82 19V18H81ZM103 19V20H102ZM124 19V18H123ZM127 19H129V18H127ZM155 19H157V18H155ZM159 19H162V15L159 17ZM171 19V20H170ZM174 19V18H173ZM174 19V20H175ZM199 19V18H198ZM202 19H204L205 20V17H203V18H201V20L200 21H202ZM209 19V20H210ZM3 20V19H2ZM7 20V19H6ZM12 20V19H11ZM75 20V19H74ZM73 20V21H74ZM93 20V19H92ZM110 20V19H109ZM109 20H106V21H109ZM125 20V19H124ZM133 20V19H132ZM208 20V18H207V21H209ZM212 20H213V18H212ZM212 20H211V22H212ZM260 20H262V19H260ZM264 20V19H263ZM79 21H81V20H79ZM86 21H87V19H86ZM86 21H84V22H86ZM100 21V22H101ZM112 21V20H111ZM116 21V20H115ZM127 21V20H126ZM144 21V20H143ZM153 21V20H152ZM157 21V20H156ZM175 21V22H176ZM182 21V22H181ZM189 21V22H188ZM207 21H206V23H207ZM214 21V20H213ZM258 21V20H257ZM33 22V21H32ZM57 22V21H56ZM63 23H64V21H62ZM76 22V21H75ZM82 22H83V20H82ZM82 22H80V23H82ZM94 22V21H93ZM99 22V24H98V27H102V26H105L104 25V21H103V23H100ZM157 22H159V20L157 21ZM181 22V23H180ZM210 22V21H209ZM256 22V21H255ZM261 22H262V24H261ZM260 23H258V25H263L264 24V21H261ZM77 23V24H76ZM76 23H74L73 24V22L71 23L72 25H71V27H70V31H72L74 34H72V35H76V33L78 32L77 30H78V27L77 26H75V25H79V23L78 22H76ZM98 23V22H97ZM97 23H96V25H97ZM151 23V22H150ZM152 23H156V22H152ZM160 23V22H159ZM159 23H157V25L159 26ZM202 23V22H201ZM26 24V23H25ZM29 24V23H28ZM119 24H123V23H119ZM187 24V25H186ZM211 24V23H210ZM216 23H214V25H215ZM219 24H217V26L219 25ZM254 24H256V23H254ZM17 25V24H16ZM80 25H82V24H80ZM145 25V24H144ZM170 25V26H169ZM185 25V26H184ZM213 25V24H212ZM253 25V26H252ZM257 25V24H256ZM19 26V25H18ZM33 26H35L34 24L32 25V26H30V28L31 27H33ZM83 26V25H82ZM123 27H124V25H122ZM150 26V25H149ZM148 26V27H149ZM155 26H156V24H155ZM154 26V27H155ZM157 26V27H158ZM164 28H163V27ZM177 26L178 27H180V30L179 31H177ZM225 26H227L226 24H225ZM69 27V26H68ZM67 27V28H68ZM117 26H115V28H116ZM127 27V26H126ZM154 27H152V28H154ZM185 27V28H184ZM211 27V26H210ZM221 27V26H220ZM15 28V27H14ZM18 28V27H17ZM103 28H106V26L105 27H103ZM115 28H114V30H115ZM120 28V27H119ZM127 28H130V27H127ZM151 28V27H150ZM188 28V27H187ZM214 28V30L211 32V34H210V36H213V32H217L215 29L216 28H218V27H213ZM222 28V27H221ZM221 28H218L219 29V32H220V34H221V37L223 38V36H222V33H223V29L224 28H226V27H224L223 26V29H221ZM42 29V28H41ZM40 29V30H41ZM49 29V28H48ZM81 29V28H80ZM80 29H79V31H80ZM107 29V28H106ZM122 29V28H121ZM156 29V28H155ZM158 29V28H157ZM200 29V28H199ZM202 29V28H201ZM221 29V30H220ZM227 29V28H226ZM226 29H225V31H226ZM256 29V28H255ZM17 30V29H16ZM35 30V28L33 29V31ZM38 30H39V28H38ZM60 30V29H59ZM109 30V29H108ZM168 30V29H167ZM197 30V29H196ZM195 30V31H196ZM253 30V29H252ZM258 30V29H257ZM13 31H15L14 29H9V27H8V29H7V33L9 34H13ZM28 31V30H27ZM32 31V32H33ZM43 31H46V30H43ZM70 31H69V33H70ZM112 31V30H111ZM126 31V30H125ZM130 31H131V28H130ZM160 31V30H159ZM159 32V33H157V34H153L152 35V37L153 36H155V35H158L159 36V34L160 33H162V32ZM193 31V30H192ZM228 31V30H227ZM249 31V32H248ZM5 32V33H6ZM35 32H36V30H35ZM218 32V33H219ZM230 32H224V33H226L227 35H228V33H230ZM253 32H255V31H253ZM28 33V32H27ZM37 33V32H36ZM35 33V35H37ZM46 33V32H45ZM59 33V32H58ZM108 33L109 32H107L106 34L108 35ZM111 33V32H110ZM120 33V32H119ZM150 33V32H149ZM164 33L165 32H163L162 34L164 35ZM170 33V34H169ZM214 33V34H215ZM218 33H216L213 37H210V38H208L209 39V41H207V39L202 43L203 45H204V48L206 47V50H207V47L209 48L211 45H210V43H212V42H214L215 40H216V38L218 37V36H216ZM223 33V34H224ZM234 33V34H233ZM242 33V34H241ZM248 33V34H247ZM15 34V33H14ZM32 34H34V32L32 33ZM38 34H41V33H38ZM65 34V33H64ZM105 34V33H104ZM106 34H105V36H106ZM203 34V33H202ZM207 34H209V32L207 33ZM207 34H205L206 35V37H207ZM220 34H219V36H220ZM240 34H241V36H240ZM251 34H252V32H251ZM59 35V34H58ZM71 35V34H70ZM72 35H71V37H72ZM79 35H81L80 33H79ZM119 35H121V34H119ZM150 35V34H149ZM148 34H147V36H149ZM161 35V34H160ZM165 35H167V32H166V34ZM180 35H181V33H180ZM226 35V36H227ZM259 35H260V37H262L263 39H264V37H263V35H264V28H262L260 31H259ZM5 36V35H4ZM103 36V35H102ZM109 36V35H108ZM185 36V35H184ZM183 36V37H184ZM198 36V35H197ZM202 36V35H201ZM216 36V38H215V40H213V41H211L214 37ZM251 36V35H250ZM252 36H254L253 34H252ZM255 36H256V34H255ZM160 37V36H159ZM162 37V36H161ZM165 37V36H164ZM169 37V36H168ZM183 37H180V41L183 39ZM220 37V38H221ZM225 37V36H224ZM259 36H257L256 38H258ZM69 38V37H68ZM74 38V37H73ZM106 38V37H105ZM128 38V37H127ZM126 38V39H127ZM204 38V37H203ZM229 38V37H228ZM229 38V39H230ZM248 38H249V40H248ZM72 39V38H71ZM103 39H104V37H103ZM125 39V40H126ZM149 39V38H148ZM218 39H219V37H218ZM217 39V40H218ZM225 38H223V42L222 41H220V42H222L223 44H222V46L224 47L223 49H222V51H224V49L228 46V44H229V41H228V44H227V42L225 43V40H224ZM255 39V38H254ZM263 39H261V40H263ZM42 40H44V39H42ZM72 40H74V39H72ZM125 40H123V41H125ZM128 40V39H127ZM130 40V39H129ZM152 40V39H151ZM160 40V39H159ZM193 40V39H192ZM195 40V39H194ZM222 40V39H221ZM251 40V41H250ZM261 40H260V42H261ZM119 41V40H118ZM149 41V40H148ZM155 41H156V39H155ZM154 41V42H155ZM207 41V42H206ZM256 41H258V40H256ZM126 42H128V41H126ZM131 42V41H130ZM147 42V41H146ZM145 42V43H146ZM157 42V41H156ZM177 42H179L178 40H177ZM200 41L198 40V43H199ZM216 42V41H215ZM259 41H258V43H260ZM264 42V41H263ZM262 42V43H263ZM98 43V42H97ZM118 43V42H117ZM122 43V42H121ZM129 43V42H128ZM149 43V42H148ZM151 43V42H150ZM160 42H158L157 44H159ZM189 43V42H188ZM231 43V42H230ZM257 43V42H256ZM99 44V43H98ZM175 44V45H174ZM182 44V43H181ZM200 44V43H199ZM198 44V45H199ZM221 43H216V45H217V48H219L218 46H221L220 45ZM254 44V43H253ZM261 44V43H260ZM162 45H163V43H162ZM165 45V44H164ZM169 45V46H170ZM196 45V44H195ZM212 45H213V43H212ZM215 45V46H216ZM257 45V44H256ZM256 45H253L254 47L256 46ZM262 46H263V44H261ZM260 45V46H261ZM42 46H44V45H42ZM63 46V45H62ZM94 46H95V44H94ZM99 46H100V44H99ZM141 46H143V45H138V46H136L135 48L133 47V45H132V48H133V50H130L131 51V53L133 52V54L135 53L134 51H135V49L136 50H138L137 48H141ZM156 46V45H155ZM179 46V45H178ZM200 46V45H199ZM233 46V45H232ZM231 46V47H232ZM259 45H258V49H260L261 47H260ZM102 47V46H101ZM116 47H118V46H116ZM146 47V46H145ZM175 47V48H174ZM184 47V46H183ZM214 47V45L212 46V48ZM228 47H230V46H228ZM264 47V46H263ZM41 48V47H40ZM49 48V47H48ZM74 48V47H73ZM98 47L96 46V49L94 50V48H93V50H91V51H93L92 52V58L94 59V57H98L99 56V53H101L102 51H103V49L102 48H99V49H102V51H100L99 53H98V49H97ZM119 48H121V46L119 47ZM123 48H126V46L124 47L123 46ZM144 48V47H143ZM147 48V47H146ZM179 47H177V49H178ZM198 48V47H197ZM202 48V47H201ZM211 48V47H210ZM216 48V49H217ZM62 49H64V47L62 48ZM126 49H128V48H126ZM159 49V48H158ZM183 49V48H182ZM214 49V48H213ZM220 49V48H219ZM254 49H257L256 47L254 48ZM253 49V50H254ZM257 49V50H258ZM71 50V49H70ZM76 50V49H75ZM74 50V51H75ZM141 50H142V48H141ZM148 50V49H147ZM146 50V51H147ZM150 50V49H149ZM148 50V51H149ZM164 50V49H163ZM168 50H169V48H168ZM167 49H166V47H165V53L163 54V56L165 57V55H166V51H168ZM193 50H194V48H193ZM198 50V49H197ZM226 50V49H225ZM228 50H229V48H228ZM231 50V49H230ZM229 50V51H230ZM231 50V51H232ZM63 52L62 53H60V55H61V57H64V55H65V50H62ZM84 51V50H83ZM117 51H118V48H117ZM125 51V50H124ZM138 51H140V50H138ZM137 51V52H138ZM143 51V50H142ZM142 51H140V52H142ZM185 51V50H184ZM188 51H189V49H188ZM200 51H202V50H200ZM214 51V50H213ZM212 51V52H213ZM260 51H262V49L260 50ZM76 52V51H75ZM115 52V51H114ZM119 52V51H118ZM164 52V51H163ZM175 53H176V50L174 51ZM179 52V51H178ZM187 52V51H186ZM193 52V51H192ZM208 52V51H207ZM206 52V53H207ZM216 52V51H215ZM219 52V51H218ZM226 52H228V51H226ZM71 53H72V51H71ZM77 53H80V52H77ZM103 53V52H102ZM143 53V52H142ZM142 53H141V55H142ZM144 53H145V50H144ZM147 53V52H146ZM169 53V52H168ZM174 53V54H175ZM190 53V52H189ZM199 53L200 52H198V51H196L195 50V52H194V54H192V56H195V57H198L199 56ZM201 53H203L204 54V52H201ZM200 53V54H201ZM217 53V52H216ZM234 53V52H233ZM253 53V52H252ZM258 53V52H257ZM257 53H255L254 52V54H252V55H254V56H256V60L258 59V60H262V59H260V56H258L257 55ZM259 53H261V52H259ZM73 54V53H72ZM117 54V53H116ZM172 55H173V53H171ZM227 54V53H226ZM231 54H232V52H231ZM262 54V53H261ZM261 54H259V55H261ZM263 54H264V52H263ZM74 55V54H73ZM136 55V57H137V55H138V53L137 54H134V56ZM140 55V54H139ZM140 55V57L142 58V60H143V57ZM182 55H185V54H182ZM197 55V56H196ZM228 55H230V54H228ZM59 56V55H58ZM101 56V55H100ZM108 56H110V55H108ZM131 56V55H130ZM171 56V55H170ZM169 56V57H170ZM179 56V55H178ZM202 56H204V55H202ZM201 56V57H202ZM209 56V55H208ZM208 56H207V58H208ZM213 56V55H212ZM258 56V57H257ZM105 57V56H104ZM103 57V58H104ZM107 57V56H106ZM132 57V56H131ZM155 57V56H154ZM172 57H174V56H171V58L170 59H172ZM262 57L264 58V56L262 55ZM76 58V57H75ZM100 58V57H99ZM98 58V60H100ZM103 58H102V62H103ZM111 58V57H110ZM130 58V57H129ZM189 58H191V57H189ZM255 58V57H254ZM57 59V58H56ZM59 59V58H58ZM88 59V60H87ZM86 60H87V62H85V61H83V63L85 62V64H86V66H88V64H90V59L91 58H87ZM93 59H91V61H93ZM106 59V58H105ZM134 59V58H133ZM138 59H139V57H138ZM170 59H163V60H166V64H168V61L170 60ZM181 59V58H180ZM184 59V58H183ZM186 59V58H185ZM192 59V58H191ZM190 59V60H191ZM195 59V58H194ZM197 59V58H196ZM199 59H200V57H199ZM204 59H206V58H204ZM203 59V60H204ZM209 59V58H208ZM207 59V60H208ZM214 59V58H213ZM213 59H212V61H213ZM229 59H230V61H229ZM248 59H249V61H252V63L251 62H248ZM60 60V59H59ZM69 60V59H68ZM158 60V59H157ZM174 60V59H173ZM179 60V59H178ZM178 60H177V62H178ZM201 60V59H200ZM203 60H201V62L203 61ZM210 60V59H209ZM215 60V59H214ZM71 61V60H70ZM94 61H97V60H95L94 59ZM93 61V63H95ZM108 62L107 60H104V62ZM112 60H110L108 63H110ZM181 61V60H180ZM187 60H184V63H182L183 64V66L185 67H187L188 68V70H185L186 72H188V71H190V68L192 69V67H191V64H190V62H189V59H188V62L189 63H185ZM206 60H204V62H205ZM63 62V61H62ZM65 62V61H64ZM67 62V61H66ZM104 62L101 64V66L102 65H104ZM131 60H130V63L129 64H131ZM151 62V61H150ZM153 62V61H152ZM192 63H196V61L194 60V61H191ZM211 62V61H210ZM210 62H209V64H210ZM258 62V61H257ZM17 63V62H16ZM99 63V62H98ZM145 63V62H144ZM128 64V65H129ZM135 64V63H134ZM140 64L143 66L144 64H142L141 63V61H140ZM147 64L149 65V63H148V61H147ZM160 64V63H159ZM174 64V63H173ZM199 64V63H198ZM197 64V65H198ZM214 64V63H213ZM259 64V63H258ZM62 65V64H61ZM107 65V64H106ZM127 65V64H126ZM139 66V64H138V66L139 67H137V68H139V70H140V72L142 71V66ZM162 65H165L164 64V62H163V64ZM195 65V64H194ZM202 65V64H201ZM261 65H263V64H261ZM6 66V65H5ZM4 66V67H5ZM45 66V65H44ZM48 66V65H47ZM65 66V65H64ZM90 66H92V65H90ZM94 66V65H93ZM108 66V65H107ZM147 65H145V67H146ZM204 66V65H203ZM202 66V67H203ZM215 66V65H214ZM213 66V67H214ZM1 67V66H0ZM11 67V66H10ZM105 67V66H104ZM113 67V66H112ZM111 67V68H112ZM134 67L135 66H133V71L131 72V70L130 71H128V72H125L126 73V75H125V77H124V79L122 80V78L121 79H119L117 82L119 83V81L120 80H122L119 84L118 83H116V84H118V86H119V88L120 89H124V88H127V89H131V87H130V85H131V83H132V85H133V83L134 82H132V80L134 79V76L136 75L135 73H133L134 72ZM135 67V70L137 71V68ZM144 67V66H143ZM162 67H164V66H161L159 69H157V70H159L158 72H161V74H165L166 72H169V73H167V74H170V77L168 78V82L167 83H169V87H168V89L164 92L165 94H168V96H166V97H164V98H166V100H167V98H170L171 99V101H172V99L175 97V98H181V100L184 98V99H186L187 97V93H189V92H186V90H184V93L186 92V94H185V96L183 95V94H180V85H182L183 83H181V80H184V78L185 77H187V73L186 72H184V70H183V72L182 71H170L169 69H166V72H164L163 70H162ZM165 67H167L166 65H165ZM197 67H199V66H196V69H197ZM207 67V66H206ZM260 68L262 67V66H259ZM263 67H264V65H263ZM17 68V67H16ZM15 68V69H16ZM94 68V67H93ZM101 68H103V66L101 67ZM109 68V67H108ZM125 67L123 66V69H124ZM151 68H152V66H151ZM209 68V67H208ZM208 68H206V69H208ZM215 68V67H214ZM216 68V69H217ZM10 69V68H9ZM14 69V68H13ZM14 69V70H15ZM58 69V68H57ZM90 69H92V67L90 68ZM90 69H89V71H90ZM104 69V68H103ZM105 69H107V67H105ZM147 69H148V67H147ZM193 69H195V68H193ZM200 69H201V67H200ZM223 69V70H222ZM5 70V69H4ZM8 70V69H7ZM12 70V69H11ZM88 70V69H87ZM93 70V69H92ZM108 70V69H107ZM106 70V71H107ZM113 70L115 71V69L114 68H112V69H109L108 71H112L113 72ZM146 70V69H145ZM144 70V71H145ZM156 70V71H157ZM164 70H165V68H164ZM198 70V69H197ZM197 70H196V72H197ZM209 70H211V67H210V69ZM208 70V71H209ZM10 71V70H9ZM127 71V70H126ZM147 71V70H146ZM213 71V70H212ZM19 72V71H18ZM111 72V73H112ZM118 72V71H117ZM139 72V71H138ZM139 72V73H140ZM191 72V71H190ZM206 72V71H205ZM214 72H216V71H214ZM220 72H222V73H220ZM253 72V71H252ZM5 73V72H4ZM9 73V72H8ZM12 73H13V71H12ZM66 73V72H65ZM137 73V72H136ZM193 73V72H192ZM199 73V72H198ZM202 73V72H201ZM208 73V72H207ZM220 73V74H219ZM2 74H3V72H2ZM87 74H89V73H87ZM95 74V73H94ZM138 74V73H137ZM144 74V73H143ZM161 74H160V76L159 77H161ZM182 75V77L180 76V75ZM210 74V73H209ZM247 74V75H246ZM258 74V73H257ZM256 74V75H257ZM3 75H5L4 77L3 76H1V77H3L2 79L4 80H6V79H10V75H8L7 74V76H6V73L5 74H3ZM139 75V74H138ZM208 75V74H207ZM64 76V75H63ZM68 76V75H67ZM66 75L63 77L64 79V81H67L68 80V77H67ZM70 76V75H69ZM77 76V75H76ZM166 76V75H165ZM165 76H162V77H165ZM261 76H262V74H261ZM0 77V78H1ZM121 77V76H120ZM136 77V76H135ZM139 77V76H138ZM162 77L160 78V80H162ZM249 77V78H248ZM72 78V77H71ZM152 78V77H151ZM259 78V79H258ZM82 79V78H81ZM136 80H138L137 78H135ZM159 79V78H158ZM165 79H166V77H165ZM229 79H232V82H229ZM262 79H263V76H262ZM62 80V81H63ZM73 81H72V84H73V82H74V79H72ZM77 80V81H76ZM89 80V79H88ZM153 80H154V78H153ZM163 80H164V78H163ZM69 81H70V79H69ZM75 81H76V83H79L80 84V80L79 79H75ZM82 81V80H81ZM156 81H157V79H156ZM155 81V82H156ZM186 81H188V80H185V82ZM204 81V82H205ZM1 82V81H0ZM4 82V81H3ZM3 82H1V83H3ZM90 82V81H89ZM88 82V83H89ZM182 82H184V81H182ZM264 82V81H263ZM262 82V83H263ZM161 83H162V81H161ZM241 83V84H240ZM262 83H261V85H262ZM69 84V83H68ZM72 84H70V85H72ZM79 84H78V86H79ZM136 84V83H135ZM166 84V83H165ZM188 84V83H187ZM199 84H201V82L199 83ZM205 84V83H204ZM4 85V84H3ZM76 85L77 84H75L74 83V86L76 87ZM163 85H164V82H163ZM237 85H239L240 87H238ZM74 86H69V87H71L70 89L71 90H73V88L75 89V87ZM77 86V89L80 87H78ZM158 86H160V85H157V87ZM161 86H162V84H161ZM185 85L183 84V87H184ZM187 86V85H186ZM185 86V88L187 89V87ZM203 86H202V88H203ZM248 86V85H247ZM246 86V87H247ZM20 87V86H19ZM83 87V86H82ZM164 87V86H163ZM182 87V88H183ZM245 87V88H246ZM255 87H256V89H255ZM162 88V87H161ZM160 88V89H161ZM202 89L201 87H197L196 88V90L197 89ZM239 88H241V89H239ZM248 88V87H247ZM76 89V90H77ZM133 89V88H132ZM131 89V90H132ZM158 89V88H157ZM184 89V88H183ZM193 89V88H192ZM191 88H190V90H192ZM250 89H251V87H250ZM263 90H264V87L262 88ZM17 90V89H16ZM84 90V89H83ZM126 90V89H125ZM164 91V89H161L160 91ZM195 90V93L197 92ZM160 91H156L155 90V92H157V93H160ZM162 91V92H163ZM187 91H188V89H187ZM200 91V90H199ZM235 91H237V94L235 93ZM248 91V90H247ZM260 91V92H259ZM130 92V91H129ZM256 92H259V93H256ZM83 93V92H82ZM124 93V92H123ZM126 93V92H125ZM194 93V94H195ZM263 93H264V91H263ZM263 93H262V96H263ZM20 94V93H19ZM23 94V93H22ZM26 94H27V92H26ZM25 94V95H26ZM79 94H81V93H79ZM127 94H128V92H127ZM198 94H200L199 92H198ZM197 94V95H198ZM242 94V95H241ZM247 94V95H248ZM253 94V95H252ZM14 95V94H13ZM25 95H24V98L26 99V97H25ZM29 95V94H28ZM31 95V94H30ZM30 95H29V97H30ZM158 95V94H157ZM181 95H183V98L182 97H180ZM193 95V94H192ZM32 96V95H31ZM46 96V95H45ZM48 96V95H47ZM79 96H81V95H79ZM194 96V95H193ZM202 96H203V93H202ZM202 96H200V97H202ZM28 97V98H29ZM130 97H132L131 95H130ZM159 97V96H158ZM186 97V98H185ZM198 97H199V95H198ZM197 97V100L199 99ZM243 97V98H242ZM249 97V96H248ZM255 97V98H254ZM23 98V99H24ZM30 98H32V97H30ZM62 98V97H61ZM80 98V97H79ZM247 98V97H246ZM249 98H251V97H249ZM260 98H262V97H260ZM259 98V99H260ZM263 98H264V96H263ZM22 99V100H23ZM49 99V98H48ZM235 99V102H236V100H237V102H239V104L237 105V107H235L236 106V104H237V102H236V104L235 105H232L231 104V101L232 100H234ZM248 99V98H247ZM43 100V99H42ZM162 100H163V97H162ZM177 100V99H176ZM196 100V99H195ZM231 100V101H230ZM239 100V101H238ZM241 100V101H240ZM263 100V99H262ZM193 101H194V99H193ZM250 101H252V103H253V100H250ZM250 101H248V102H250ZM254 101V102H255ZM258 101H260V100H258L257 99V102ZM167 102H168V100H167ZM167 102H161L162 103V105L163 104H165V103H167ZM170 102V101H169ZM184 102V101H183ZM262 102L263 101H260V103L262 104ZM31 103V102H30ZM157 103H159V102H157ZM171 103V102H170ZM194 103V102H193ZM264 103V102H263ZM168 104V103H167ZM172 104V103H171ZM171 104H169V105H171ZM174 104V103H173ZM191 104V103H190ZM199 104V105H200ZM211 104V105H210ZM231 104V105H230ZM33 105H34V103H33ZM157 105H159V104H157ZM175 106H176V104H174ZM178 105V108H179V104H177ZM182 105H184V104H182ZM193 106H194V104H192ZM198 105V106H199ZM256 105H257V103H256ZM256 105H255V108H254V110L256 109ZM259 105V104H258ZM28 106V105H27ZM172 106V105H171ZM232 106V107H231ZM241 106H243V104L241 105ZM158 107V106H157ZM160 107V106H159ZM159 107L157 108V109H159ZM163 107H165V106H163ZM163 107H161V108H163ZM169 107V106H168ZM174 107V106H173ZM173 107L171 108V110L173 109ZM195 107V106H194ZM261 108L262 107V113H263V109H264V104H263V106H258V108ZM17 108H19V107H17ZM33 108V107H32ZM36 108V107H35ZM160 108V109H161ZM193 108V107H192ZM198 108V107H197ZM260 108L259 109H257L258 111H260ZM25 109V108H24ZM43 109V108H42ZM167 109V108H166ZM169 109V108H168ZM167 109V110H168ZM180 109H181V107H180ZM21 110V109H20ZM20 110L18 111V112H20ZM36 110H38V109H36ZM163 110V111H162ZM160 112L162 113V112H167L168 114L170 113V111L168 112L167 110H164V109H162ZM170 110V109H169ZM176 110H177V108H176ZM175 110V111H176ZM240 110V109H239ZM251 110V109H250ZM254 110H253V112H254ZM179 111V110H178ZM260 111V112H261ZM36 112V111H35ZM156 112H159V111H157L156 110ZM188 113V111H185V113ZM252 112V111H251ZM255 112H256V110H255ZM254 112V113H255ZM31 113V112H30ZM179 113V112H178ZM184 113V114H185ZM196 113V112H195ZM194 113V114H195ZM196 113V114H197ZM24 114V113H23ZM32 114H33V111H32ZM153 114H154V112H153ZM167 114V115H168ZM34 115V114H33ZM161 116V114L159 113L158 114V116ZM173 115H178L177 113H175V114H173ZM254 115H257V116H259V113L257 114H254ZM27 116V115H26ZM40 116V115H39ZM162 116H163V114H162ZM164 116H165V114H164ZM250 116L252 117V115H249V118H248V120H251L250 119ZM152 117H154L155 118V115H153V116H151V118ZM175 117V116H174ZM178 117H179V115H178ZM254 117V116H253ZM260 119H258L259 121L257 122L256 121V123H257V126L259 125V124H262L263 122L262 121H264V116H262L261 114H260ZM26 118V117H25ZM28 118V117H27ZM163 118V117H162ZM161 118V119H162ZM257 117H255V120H257L256 119ZM19 119V118H18ZM160 118L158 119V120H161ZM179 119L181 120V118L179 117ZM182 119H183V117H182ZM239 119V118H238ZM29 120V119H28ZM32 120V119H31ZM29 120V122H33L34 120ZM157 119L154 121L153 120V122H154V124H155V122L156 121H158ZM165 120V119H164ZM254 120V121H255ZM152 121V120H151ZM174 121V120H173ZM173 121L172 122H170V123H173ZM244 121H245V117H244ZM247 121V120H246ZM26 122V121H25ZM163 122V121H162ZM179 123V121H176V125ZM181 122V121H180ZM234 122H236V121H234ZM240 122V121H239ZM248 122V121H247ZM250 122V121H249ZM252 122V121H251ZM31 123H29L30 125H32ZM37 123V122H36ZM35 123V124H36ZM150 123V122H149ZM149 123H148V125L147 126H149ZM161 123V122H160ZM170 123H168V125L170 124ZM259 123V124H258ZM40 124H41V122H40ZM157 124H159V122H157ZM181 123H179V125H180ZM239 124V123H238ZM245 124V123H244ZM13 126H14V124H12ZM38 125V124H37ZM43 125V124H42ZM47 125V124H46ZM151 125V124H150ZM156 125V124H155ZM173 126H175V123L174 124H172ZM171 125V126H172ZM192 125H194V123L192 122V124L190 125V126H192ZM246 125V124H245ZM253 124H251V125H249V126H252ZM29 126V125H28ZM36 126V125H35ZM147 126H145V127H147ZM157 126V125H156ZM172 126V127H173ZM254 126V128H256L255 127V124L253 125ZM259 126H261V125H259ZM23 127V126H22ZM32 127V126H31ZM34 127V126H33ZM32 127V129H34ZM46 127V126H45ZM167 127H169V126H167ZM171 127V128H172ZM179 127V126H178ZM178 127H175V131H174V128H172L173 129V133H172V137H171V139H170V137H169V141L167 142V144H166V146H165V149H163V150H159L158 151V155H160V154H164L165 155V157L167 158V159H169V158H171V156H172V154H173V151L175 150V145H177L176 143L178 142V140L180 139L179 137L178 138H176V136H178L177 135V133H178ZM189 127V126H188ZM239 127V126H238ZM25 128H27V127H25ZM151 128H153L154 129V127H153V125H152V127L151 126H149V127H147L146 129L145 128H143L144 130H146V131H149L148 133H151L152 131H153V129H152V131H150V129ZM158 127H156V130H158L157 129ZM192 129H193V127H191ZM191 128H189V129H191ZM225 128V129H224ZM228 128H230L229 130H226V129H228ZM244 128V127H243ZM253 128V127H252ZM258 128V130H260V133H262L263 134V132H261V130L264 128L263 127V124H262V126L260 127V129H259V127H257ZM262 128V129H261ZM31 129V128H30ZM30 129H28L29 131H32V130H30ZM39 129V128H38ZM159 129H160V127H159ZM208 129L211 131V132H208ZM212 129H217L218 130V132L219 131H221V132H219V136H218V138L219 137H221L220 138V140L216 137L215 139H217V141L216 140H214V139H209V133H212V132H214V131H212ZM23 130V129H22ZM179 130H180V128H179ZM222 130H223V133H226L225 134V137H226V140H225V138H223L224 137V134H223V137L220 135V133H222ZM244 130V129H243ZM242 130V131H243ZM248 130H250L249 128H248ZM27 131V130H26ZM25 130H24V132H26ZM38 131V130H37ZM36 131V132H37ZM172 131V130H171ZM241 131V132H242ZM247 131V130H246ZM253 131H254V129H253ZM264 131V130H263ZM40 132V131H39ZM46 132V131H45ZM142 132V131H141ZM160 132V131H159ZM170 132V131H169ZM191 132V131H190ZM251 132H252V129H251ZM28 133V132H27ZM35 133V132H34ZM47 133V132H46ZM147 133V132H146ZM153 133H154V131H153ZM152 133V134H153ZM189 133V132H188ZM188 133H186L187 135H188ZM191 133H193V132H191ZM243 133H245V130H244V132ZM247 133V132H246ZM245 133V134H246ZM259 132H257V129H256V133H252V134H258ZM37 134V133H36ZM143 134V133H142ZM157 134V133H156ZM155 134V135H156ZM171 134V133H170ZM180 134V133H179ZM184 134V133H183ZM213 134V133H212ZM238 134H240V133H238ZM249 134V133H248ZM251 134V133H250ZM252 134H251V137H254V136H252ZM33 135V134H32ZM35 135V134H34ZM146 135H150V134H146ZM159 135V134H158ZM157 135V136H158ZM186 135V136H187ZM211 135V134H210ZM233 135H235L234 137H233ZM242 135V134H241ZM244 135V134H243ZM243 135H242V137H243ZM264 135V134H263ZM38 136V135H37ZM151 136V135H150ZM150 136H149V140L148 141H150L151 142V140H150ZM153 136L154 135H152L151 137L153 138ZM159 136H161V135H159ZM180 136V135H179ZM185 136V135H184ZM193 136H194V134H193ZM209 136V137H208ZM250 136V135H249ZM249 136L248 135H246V137H248L249 138ZM257 136V135H256ZM259 136V135H258ZM257 136V137H258ZM44 137H45V135H44ZM148 136H146V138H147ZM212 138H213V135L211 136ZM214 137H215V135H214ZM241 137V136H240ZM250 137V138H251ZM259 137H261V136H259ZM258 137V138H259ZM262 137H264V136H262ZM262 137H261V139H262ZM23 138V137H22ZM21 138V139H22ZM145 138V139H146ZM185 138V137H184ZM199 138V139H198ZM257 138V139H258ZM19 139V138H18ZM193 139H195V138H192V140ZM195 139V142L197 143V147H199V145L200 144H198V142H197V140ZM238 139H239V137H238ZM244 139H247V138H245V135H244ZM244 139L242 138V140L244 141ZM253 139V138H252ZM25 140V139H24ZM37 140V139H36ZM153 141H154V139H152ZM156 140V139H155ZM160 140V139H159ZM164 140H166V138L164 139ZM248 140V139H247ZM254 141L256 140V138L255 139H253ZM259 140V139H258ZM258 140H256V141H258ZM264 140V139H263ZM48 141V140H47ZM148 141H147V139L146 140H141V143H140V141L137 143L138 145L136 146V143L134 144L133 142H131V143H133L132 144V146L133 145H135L134 147H132L131 149L128 147V149H130L129 151L127 150H125L124 152H125V154L127 153V152H129V153H132V157H131V159L130 160H136L137 158H140V157H142L143 155H145L147 152H145L148 148H149V146H150V142H149V146H145L144 144H142V142H144L145 144H147L148 143ZM152 141V142H153ZM190 141H191V137H190ZM251 141V140H250ZM260 141H262V140H260ZM20 142V141H19ZM22 142V141H21ZM50 142V141H49ZM155 142H157V141H155ZM165 142V141H164ZM231 142H233L232 140L230 141V143ZM264 142V141H263ZM262 142V143H263ZM62 143V142H61ZM154 143V142H153ZM240 143V142H239ZM243 143V142H242ZM244 143H245V141H244ZM247 143H249V141H247ZM254 143L255 142H253V145H254ZM15 144H17V143H14L13 144V147H14V145ZM49 144V143H48ZM160 144V141H158L157 143H156V145H155V147L156 146H158ZM162 144V143H161ZM192 144H193V141H192ZM192 144H191V142H190V147H193L192 146ZM260 145H262V146H264V144H261V143H259ZM20 145V144H19ZM30 145V144H29ZM236 145V144H235ZM242 145V144H241ZM255 145H257L256 143H255ZM18 146V145H17ZM16 146V147H17ZM129 146H131V145H129ZM210 146H208L209 148H210ZM211 146V147H212ZM230 146V147H229ZM240 146V145H239ZM245 146H246V143H245ZM247 146H248V144H247ZM258 146V145H257ZM20 147V146H19ZM155 147H153V148H155ZM162 147V146H161ZM178 147V146H177ZM196 147V148H197ZM200 147L203 149V150H206V149H204L201 145H200ZM242 147H244V146H242ZM253 147H255L256 148V146H253ZM253 147L251 146V145H249V147L247 148V150L249 149V148H251V150L253 149ZM125 148H127V147H125ZM194 148H195V146H194ZM258 148H259V146H258ZM15 149V148H14ZM13 149V150H14ZM198 149V148H197ZM234 149V148H233ZM238 149V147L236 148V150ZM261 148H259V150H260ZM49 150H50V148H49ZM188 150H189V147H188ZM193 150V149H192ZM199 150V149H198ZM197 150V151H198ZM201 150V149H200ZM211 149L210 150H208L209 152H211L212 151ZM235 150V151H236ZM242 151V149H239L238 151ZM250 150V149H249ZM250 150V152H252L253 150L255 151V152H257V148L256 149H253L252 151ZM26 151V150H25ZM43 151V150H42ZM153 151V150H152ZM152 151H150V152H152ZM190 151V150H189ZM188 151V152H189ZM244 151V150H243ZM243 151H242V153H243ZM254 151L252 152V156L254 157ZM13 152H15V151H13ZM50 152V151H49ZM48 152V153H49ZM56 152V151H55ZM193 152H195V151H193ZM192 152V153H193ZM244 152H246V151H244ZM18 153V152H17ZM38 153H39V151H38ZM42 153V152H41ZM128 153V154H129ZM157 153V152H156ZM190 153V152H189ZM198 153V152H197ZM196 153V154H197ZM202 153V151H200V154ZM204 153H208V152H205L204 151ZM204 153H202L201 155H204ZM232 153H233V151H232ZM247 153V152H246ZM260 153V152H259ZM15 154V153H14ZM23 154V153H22ZM149 154V153H148ZM195 154V153H194ZM199 154V153H198ZM209 154V153H208ZM241 154V153H240ZM248 154V153H247ZM251 154V153H250ZM249 154V155H250ZM258 154V153H257ZM13 155V154H12ZM16 155H18V154H16ZM19 155H20V153H19ZM190 155H191V153H190ZM263 155H264V153H263ZM44 156V155H43ZM55 156V155H54ZM126 156V155H125ZM127 156H130V155H127ZM200 156V155H199ZM198 156V157H199ZM241 156V155H240ZM248 155H246V157H247ZM256 156V155H255ZM27 157V156H26ZM39 157H41V156H39ZM194 157V156H193ZM245 157V156H244ZM245 157V158H246ZM263 157V156H262ZM129 158V157H128ZM165 158V159H166ZM200 158V157H199ZM207 157H205V156H201V159H198V163H197V161H196V163H197V165H195L194 164V171H192L191 173L193 174V173H198L199 171H201V170H199V166H200V164H201V160H204V161H206L205 159H206ZM242 158V157H241ZM252 158V157H251ZM255 158V157H254ZM2 159V158H1ZM45 159V158H44ZM163 159H164V157H163ZM243 159V158H242ZM18 160V159H17ZM48 160V159H47ZM128 160V159H127ZM208 160V159H207ZM240 160V159H239ZM244 160V162H245V160H247V158L246 159H243ZM243 160H241L240 162L241 163H243L242 161ZM251 160V159H250ZM12 161V160H11ZM113 162H112V164H110L109 163V165H108V172L107 171H105V172H107L106 174H104L103 175V177H105V180H109L110 179V177H111V171L114 173V168L116 169V167H120V166H122L123 167V169H124V166H123V163H125L126 165H125V170L127 171V173H128V170H127V167H128V165H132V164H134V163H131V161H129V162H127L126 160H125V162H124V160H123V158H122V156L120 157V158H118V159H114V160H112ZM114 161H116V162H114ZM208 161V162H209ZM252 161H253V159H252ZM4 162V161H3ZM6 162V161H5ZM4 162V164L3 165H5L6 163ZM9 162V161H8ZM24 162V161H23ZM36 162H38L37 164H38V168L40 167H44L45 165H43V164H41L42 162H41V158H39V161L38 160H36ZM50 162V161H49ZM207 162V163H208ZM255 162V161H254ZM263 162V161H262ZM13 163V162H12ZM11 163V164H12ZM16 163V162H15ZM19 163V162H18ZM18 163H17V165H18ZM48 163V162H47ZM115 163V164H114ZM130 163V164H129ZM205 163V162H204ZM213 163V164H214ZM231 163V162H230ZM258 163V162H257ZM51 164V163H50ZM210 164V163H209ZM40 165H42V166H40ZM48 165H49V163H48ZM120 165V166H119ZM145 165V164H144ZM180 165V164H179ZM181 165H183L182 163H181ZM261 165H262V163H261ZM16 166V165H15ZM115 166V167H114ZM127 166V167H126ZM155 166V165H154ZM178 166V165H177ZM202 166V165H201ZM208 167L210 166V165H207ZM10 168H11V166H9ZM19 167V166H18ZM31 167V166H30ZM104 167V166H103ZM102 167V168H103ZM106 167V166H105ZM206 167V166H205ZM45 168V167H44ZM107 168V167H106ZM154 168V167H153ZM232 168V167H231ZM4 169H6V168H4ZM28 169V168H27ZM121 169V168H120ZM128 169H130L129 167H128ZM155 169V168H154ZM154 169H152V172H154L153 170ZM7 171H10V170H8V169H6ZM155 170H157V168L155 169ZM174 170H176V169H174ZM178 171H179V169H177ZM259 170V169H258ZM29 171V170H28ZM27 171V172H28ZM149 172H150V170H148ZM177 171V172H178ZM198 171V172H197ZM123 172H125V171H123ZM229 173H230V171H228ZM249 172V171H248ZM251 172H252V170H251ZM259 172V171H258ZM32 173H34L32 170L30 171V172H28L27 174H26V172H25V176H26V179H30V176L32 175ZM117 173V172H116ZM157 173V172H156ZM174 173V172H173ZM176 173V172H175ZM180 173V172H179ZM191 173H190V175H191ZM200 173H202V171L200 172ZM115 174V173H114ZM119 174H121V171H120V173ZM124 174V173H123ZM176 174H178V173H176ZM175 174V176H176V178H177V175ZM181 174V173H180ZM179 174V175H180ZM250 174V173H249ZM248 174V175H249ZM253 174V173H252ZM157 175V174H156ZM189 175V174H188ZM195 175V174H194ZM201 175V174H200ZM1 176L4 178L5 176H6V173H3V172H0V178H1ZM48 176V175H47ZM115 176H116V174H115ZM114 176V177H115ZM126 176V175H125ZM174 176V175H173ZM197 176H198V174H197ZM250 176V175H249ZM20 177V176H19ZM117 177V176H116ZM122 177V176H121ZM169 177V176H168ZM179 177V176H178ZM192 177H193V175H192ZM199 177V176H198ZM226 177L227 178H229L227 175H226ZM232 177V176H231ZM231 177H230V180H231ZM33 178V177H32ZM118 178H119V176H118ZM145 178V177H144ZM143 178V179H144ZM148 178V176L144 179V183H146L145 182V180ZM171 178V177H170ZM176 178L175 179H172V180H176ZM186 178H188L187 176H186ZM186 178H185V180H186ZM222 178V177H221ZM220 178V179H221ZM226 178V179H227ZM233 178V177H232ZM247 178V177H246ZM249 178V177H248ZM23 179V177L21 178V182L23 183L24 181L22 180ZM117 179V178H116ZM115 179V180H116ZM166 179H167V177H166ZM202 179V180H201ZM223 179V178H222ZM222 179H221V181H222ZM235 179V178H234ZM261 179H264V171L262 172V173H260L258 176H257V178L255 179L257 182H256V185L258 186L259 184H257L258 183V181H260ZM28 180H26V182L28 181ZM31 180V179H30ZM113 180H114V178H113ZM120 180V179H119ZM149 182H152V181H150L151 179L149 178V179H147ZM146 180V181H147ZM169 180V179H168ZM192 180V179H191ZM195 180H196V178H195ZM194 179L192 180V185H193V183L194 182H196V181H198V180H196L195 181ZM223 180H225V178L223 179ZM228 181H229V179H227ZM245 180V179H244ZM244 180H242V181H244ZM252 180V179H251ZM106 181V182H107ZM117 181H118V179H117ZM147 181V182H148ZM184 181V179H183V177H181V181H178L179 182V184L180 183H182ZM187 181V180H186ZM186 181H184L185 182V184H186ZM237 180H235V182H236ZM239 181V180H238ZM246 181V180H245ZM100 182V181H99ZM108 182H110V181H108ZM107 182V183H108ZM148 182V183H149ZM172 182H174V181H172ZM227 182V181H226ZM234 182V181H233ZM233 182H232V185H233ZM241 182V181H240ZM239 182V183H240ZM252 182H253V180H252ZM28 183V182H27ZM102 183V182H101ZM106 183V184H107ZM112 183V182H111ZM111 183H109V186L111 187ZM144 183H143V185H144ZM222 184H223V182H221ZM231 183V182H230ZM229 183V184H230ZM238 183V184H239ZM242 183V182H241ZM244 183V182H243ZM260 183H261V181H260ZM29 184V183H28ZM28 184H27V186H28ZM105 184V183H104ZM105 184V185H106ZM116 184H117V182H116ZM150 184V183H149ZM149 184L147 185V186H149ZM153 184V183H152ZM175 184H176V182H175ZM183 184V183H182ZM184 184V185H185ZM190 185H191V183H189ZM197 184V183H196ZM219 184L221 185L220 187H219ZM24 185V184H23ZM156 185V184H155ZM225 184H223V186H224ZM241 185V184H240ZM247 184H245V186H246ZM253 185H254V182H253ZM253 185L251 186V185H249L250 187H253ZM19 186V185H18ZM21 186V185H20ZM25 186V187H24ZM22 188V190H21V192L19 193V195L20 196H22V198H23V196L28 192V190L26 191V184L24 185ZM100 186H101V184H100ZM103 186V185H102ZM108 186V188L110 189V187ZM137 186V185H136ZM150 186H151V184H150ZM153 186V185H152ZM173 186V189L174 188H176V186L177 185H175V187H174V185H172ZM194 186H195V184H194ZM243 186V185H242ZM131 187V186H130ZM140 187V186H139ZM154 187V186H153ZM189 187V186H188ZM237 187V186H236ZM106 188V187H105ZM112 188V187H111ZM162 188V187H161ZM184 188L186 189V186H184ZM183 188V189H184ZM195 188H196V190L198 189L196 186H195ZM224 188V187H223ZM237 188H239V186L237 187ZM240 188H245L244 186L243 187H240ZM247 188V187H246ZM109 189H107V190H109ZM157 189V188H156ZM172 189V188H171ZM178 189V188H177ZM180 189V188H179ZM202 189V188H201ZM248 189V188H247ZM253 189H256V190H254L255 191V193H254V196H256L257 194L258 195H263L264 194V190H262V189H260L259 188V186L258 187H256V188H254L253 187ZM253 189L251 188V190H252V192H253ZM100 190V189H99ZM105 190V189H104ZM146 190V189H145ZM189 190V189H188ZM242 190V191H241ZM240 191L241 192H244L243 190L244 189H241ZM260 190H261V192H260ZM14 191V190H13ZM92 191V190H91ZM113 191V190H112ZM171 191V190H170ZM178 191V190H177ZM225 191H226V188H225ZM229 191V190H228ZM231 192L233 191V189L232 190H230ZM102 192H104V191H102ZM105 192H106V190H105ZM109 192V191H108ZM108 192H107V194H108ZM145 192V191H144ZM151 192H152V190H151ZM173 192H174V190H173ZM179 192V191H178ZM237 192V191H236ZM240 192V193H241ZM247 192V191H246ZM260 192V193H259ZM98 193V192H97ZM155 193V192H154ZM175 193V192H174ZM174 193H171V194H173L172 196H174ZM179 193H181V192H179ZM186 193H187V190H186ZM194 193H195V191H194ZM199 193H201V192H199ZM239 193V192H238ZM245 193V192H244ZM249 193V192H248ZM102 194V193H101ZM170 194V195H171ZM176 194H178L177 192H176ZM175 194V195H176ZM191 194V193H190ZM189 193H188V195H190ZM224 194V193H223ZM91 195V194H90ZM93 195V194H92ZM95 195V194H94ZM151 195V194H150ZM226 195H227V193H226ZM225 195V196H226ZM239 195V194H238ZM242 195V194H241ZM247 195V194H246ZM257 195V196H258ZM6 197H7V194L5 195ZM11 196V195H10ZM13 196V195H12ZM29 196V195H28ZM30 196H31V194H30ZM37 196V195H36ZM102 196V195H101ZM105 196V195H104ZM110 196V195H109ZM185 196V195H184ZM242 196H245L244 194L242 195ZM249 196V195H248ZM247 196V197H248ZM251 196H252V194H251ZM250 196V197H251ZM253 196V197H254ZM192 197V196H191ZM207 197H210V199L209 198H207ZM227 197V196H226ZM236 197H237V195H236ZM235 197V198H236ZM246 197V196H245ZM246 197V198H247ZM140 198V197H139ZM174 198H175V196H174ZM190 198V197H189ZM198 198V197H197ZM220 198V197H219ZM234 198V199H235ZM239 199H241L240 197H238ZM237 198V199H238ZM252 198V197H251ZM257 198H260V197H257ZM264 198V197H263ZM4 199H7V201H5ZM109 199V198H108ZM145 199H147V198H145ZM149 199V198H148ZM216 199H217V197H216ZM221 199V198H220ZM232 199H233V197L231 198V201H232ZM250 199V198H249ZM249 199H248V203H249ZM256 199V198H255ZM2 200H4L3 202L1 201V203L3 204V206H4V204H5V206L3 207L4 208V210H5V212H6V209L5 208H9V207H7L8 205H9V203L12 201L11 200V198H3ZM16 200V199H15ZM72 200V199H71ZM74 200V199H73ZM89 200V201H88ZM90 200H93L92 199V197L91 198H88L87 199V201L88 202H90ZM104 200V199H103ZM130 200V199H129ZM158 200V199H157ZM160 200V199H159ZM194 200H197V199H195L194 198ZM212 202H210V201ZM241 200H244V199H241ZM247 200V199H246ZM246 200H244L243 202H246ZM102 201V200H101ZM164 201V200H163ZM198 201V200H197ZM224 201L226 202V200L224 199ZM230 201V202H231ZM250 201H252L251 199H250ZM259 202H260V200H258ZM258 201H256V202H258ZM6 202V203H5ZM19 202V201H18ZM73 202H75V201H73ZM103 202V201H102ZM124 202V201H123ZM134 202V201H133ZM132 202V203H133ZM215 202V201H214ZM216 202H217V200H216ZM215 202V203H216ZM225 202H224V204H225ZM228 203H229V201H227ZM0 203V204H1ZM100 203V202H99ZM121 203V202H120ZM125 203V202H124ZM209 203H210V205L211 204H213V206H210V207H212L213 208V210H214V212H215V214L217 213V211H219V214H223V215H220V216H222V217H218L217 219H218V221L216 220V218H214V217H216V216H214V213H211L214 217H212V216H209L210 214L208 213V209H206V207L209 205ZM238 203H240V202H238ZM12 204V203H11ZM111 204V203H110ZM232 204H234V202L232 203ZM260 204V203H259ZM258 203L256 204V205H259ZM133 205V204H132ZM146 205V204H145ZM237 205V204H236ZM249 205V204H248ZM263 205V204H262ZM19 206H20V204H19ZM102 206V205H101ZM136 206V205H135ZM150 206V205H149ZM151 206H152V204H151ZM218 206V205H217ZM238 206V205H237ZM236 206V207H237ZM242 206V205H241ZM253 206V205H252ZM1 207H2V205H1ZM1 207H0V209H1ZM17 207V206H16ZM30 207V206H29ZM32 207V206H31ZM99 207V206H98ZM106 207V206H105ZM141 207V206H140ZM233 206H231V208H232ZM243 207V206H242ZM249 207H250V205H249ZM264 207V206H263ZM3 208L1 209L2 210V213L0 212V215H1V217L4 215V213H3ZM101 208V207H100ZM131 208V207H130ZM134 208V207H133ZM138 208V207H137ZM209 208V207H208ZM212 208H211V211H212ZM254 208V207H253ZM257 208H259V207H257ZM10 209H12L11 207H10ZM14 209V208H13ZM99 209V208H98ZM104 209V208H103ZM139 209V208H138ZM197 209V208H196ZM201 209V207L199 208V210ZM226 209H227V207H226ZM245 209V208H244ZM252 209V208H251ZM28 210V209H27ZM26 210V211H27ZM135 210V209H134ZM140 210V209H139ZM232 210V209H231ZM234 210V209H233ZM258 210V209H257ZM30 211V210H29ZM100 211V210H99ZM136 211V210H135ZM134 211V212H135ZM146 211V210H145ZM194 211H196V212H191V213H189V214H186V217H187V222L189 223L188 224V227H189V231H190V235H195V232H194V230H192V229H194V220H193V217H195V216H197V214H198V211L197 210H194ZM247 211V210H246ZM253 211H256V209L255 210H253ZM264 211V210H263ZM31 212V211H30ZM210 212V211H209ZM222 212V213H221ZM8 213V212H7ZM10 213V212H9ZM9 213L8 214H6V215H9ZM208 213V214H207ZM246 213V212H245ZM245 213H244V215H245ZM254 213V212H253ZM3 214V215H2ZM96 214V213H95ZM127 214V213H126ZM131 214H132V212H131ZM199 214H200V212H199ZM218 214V213H217ZM218 214V215H219ZM243 214V213H242ZM250 214V213H249ZM256 214V213H255ZM259 214L260 213H258V216H259ZM227 214H225V217H228V216H226ZM229 215V214H228ZM231 215V214H230ZM233 215H234V213H233ZM237 215V214H236ZM254 215V214H253ZM257 215V214H256ZM255 215V216H256ZM5 216V215H4ZM4 216L1 218L0 217V237H1V235H2V233H3V231L4 230H2V228L3 227H6L5 226V224H4V222H6L7 221V219H9V216L7 217V219H4ZM99 216V215H98ZM156 216V215H155ZM232 216V215H231ZM254 216V217H255ZM258 216H256L257 218H259V220H260V222H262V226H264V215L262 214L261 216H263V218L261 219L260 217H258ZM10 217H11V215H10ZM144 217H146V216H144ZM143 217V218H144ZM235 217V216H234ZM253 217V216H252ZM255 217V218H256ZM79 218H83L82 216H79ZM114 218V217H113ZM250 218H251V215H250ZM256 218V219H257ZM2 219H4V222H3V220ZM85 219V218H84ZM84 219H82V220H84ZM145 220H146V218H144ZM166 219V218H165ZM178 219V218H177ZM231 219V218H230ZM240 219V218H239ZM254 218H252V220H253ZM255 219V220H256ZM182 220V219H181ZM223 220V219H222ZM222 220H220L219 222H221ZM232 220V219H231ZM238 220V219H237ZM236 220V221H237ZM247 220V219H246ZM251 220V219H250ZM259 220L257 219V221L259 222ZM223 221H225V220H223ZM229 221V220H228ZM254 221V220H253ZM257 221H254V222H257ZM7 222H9V221H7ZM65 223H67L66 221H64ZM148 222V221H147ZM156 222V221H155ZM225 222H227V221H225ZM225 222H224V224H225ZM239 222H241V221H239ZM259 222V223H260ZM18 223V222H17ZM230 223V222H229ZM229 223H227V224H229ZM249 223V222H248ZM259 223H257V224H259ZM28 224H30V223H28ZM179 224H181V223H179ZM183 224H185L184 222H183ZM217 224H219V223H217ZM222 224H223V222H222ZM251 224V223H250ZM24 225V224H23ZM81 225V228H82V224H80ZM80 225H79V227L76 229H74L75 231H76V233L78 232V233H80L81 231H80ZM129 225V224H128ZM145 225V224H144ZM186 225V224H185ZM229 225H232V223H230ZM245 225V224H244ZM254 226H256L255 225V223L253 224ZM253 225H252V228H253ZM9 226H11L12 227V225H9ZM25 227H26V225H24ZM28 226V225H27ZM107 226V225H106ZM146 226V225H145ZM175 226V225H174ZM177 226V225H176ZM182 226V225H181ZM205 227V228H207L208 229V227ZM211 226H209V228L211 227ZM214 226H216V225H214ZM219 226V227H218ZM228 226V225H227ZM261 226V227H262ZM11 227H6V228H11ZM178 228L177 229H179V226H177ZM193 227V228H192ZM217 227L218 228H224V226H220V224L219 225H217ZM230 227V226H229ZM234 227V226H233ZM235 227H237V226H235ZM250 226L248 225V228H249ZM6 228H3V229H6ZM13 228V227H12ZM185 228V227H184ZM191 228V229H190ZM200 228V227H199ZM203 228V227H202ZM213 228H215L216 229V227H213ZM227 228V227H226ZM247 228V229H248ZM251 228V229H252ZM256 228H258V227H255V229ZM188 229V228H187ZM207 229H203L204 231H202V235H199L198 237L199 238H202V237H205L206 238V240H207V242L202 246V247H199V248H197L196 249V252L197 253H199V255H203V258H204V255L206 256V259L204 258V259H202V258H200L199 256V261H198V263L197 264H211V262H212V264H213V261H211V260H213V259H209V257L210 256H212L213 255V253H215V252H211L212 254L209 256L208 255V251H209V247H210V245H209V242H211V234H215V233H211L210 234V231L209 230H207ZM229 229V228H228ZM231 229V228H230ZM234 229V228H233ZM236 229V228H235ZM262 229H264V227L262 228ZM262 229H260V224H259V229H257L255 232H254V234L256 233V235H259V238H261L262 236H263V234L261 233V231H262ZM10 230V229H9ZM13 231H14V228L12 229ZM22 230V229H21ZM82 230V229H81ZM163 230V229H162ZM176 230V229H175ZM174 230V231H175ZM212 230V229H211ZM216 230H218V229H216ZM242 230V229H241ZM248 230H250V229H248ZM54 231V230H53ZM166 231V230H165ZM181 231H183L182 229H181ZM185 231V230H184ZM183 231V232H184ZM224 231V230H223ZM223 231H221V232H223ZM233 232H235L234 230H232ZM103 232V231H102ZM188 231H186V233H187ZM203 232H205V233H203ZM220 232V233H221ZM227 232V231H226ZM238 232V231H237ZM240 232V231H239ZM243 232V231H242ZM247 233H248V231H246ZM22 233H24V232H22ZM90 233V232H89ZM162 234L161 232H158V234ZM164 233H166V232H164ZM219 233V235H220V237L222 236L223 237V233H221L220 234ZM224 233H225V231H224ZM251 233V232H250ZM259 233V234H258ZM7 234V233H6ZM174 234H176V232L174 233ZM197 234V233H196ZM218 234V233H217ZM216 234V235H217ZM234 234V233H233ZM253 234V233H252ZM4 235H5V233H4ZM8 235V234H7ZM22 235V234H21ZM73 235H75V233L73 234ZM93 235V234H92ZM101 235V234H100ZM107 235V234H106ZM177 235V234H176ZM189 235V236H190ZM219 235H217L218 236V238H219ZM232 235V234H231ZM238 235V234H237ZM255 235V236H256ZM9 236V235H8ZM54 235L53 234H49V237H47V238H52V242H53V240L55 239L54 237H53ZM103 236V235H102ZM172 236V235H171ZM185 236V235H184ZM183 236V237H184ZM187 236V235H186ZM196 236V235H195ZM224 236H225V234H224ZM7 236H5V238H6ZM21 237V236H20ZM40 237V236H39ZM105 237V236H104ZM125 237V236H124ZM176 237V236H175ZM174 237V238H175ZM188 237V236H187ZM191 237V236H190ZM228 237H229V235H228ZM243 237V236H242ZM247 237V236H246ZM147 238V237H146ZM155 238V237H154ZM218 238L216 237V241L218 240ZM225 238V237H224ZM252 238V237H251ZM251 238H249L250 239V241H251ZM191 239V238H190ZM244 239H245V235H244ZM248 238H246V240H244V242L245 241H249V239L247 240ZM15 240V239H14ZM58 240V239H57ZM187 240H189V239H187ZM221 240V241H220ZM224 240V239H223ZM239 240V239H238ZM252 240H253V238H252ZM254 240H255V238H254ZM257 240V239H256ZM260 240V239H259ZM33 241V240H32ZM82 241V240H81ZM219 243L220 244H222L223 243V241H222V239H219ZM227 241V240H226ZM225 240H224V242H226ZM261 241H262V238H261ZM261 241H259V242H261ZM1 242V241H0ZM46 242V241H45ZM59 242V241H58ZM94 242V241H93ZM214 242V241H213ZM222 242V243H221ZM228 242H229V239H228ZM252 242H255V241H252ZM263 242V241H262ZM261 242V244H263ZM57 243V242H56ZM60 243V242H59ZM74 243V242H73ZM83 243H85V242H83ZM90 243V242H89ZM183 244H182V246L183 247H186V243L185 242H182ZM54 244V243H53ZM58 244V243H57ZM214 244V243H213ZM229 243H227V245H228ZM242 244H245V243H242ZM241 244V245H242ZM247 244V243H246ZM257 244V243H256ZM260 244V245H261ZM73 245H75V244H73ZM84 245V244H83ZM215 245H216V243H215ZM214 245V247L216 248V246ZM224 245V244H223ZM222 245V246H223ZM247 246H248V244H247ZM255 246V245H254ZM48 247V246H47ZM46 247V248H47ZM76 246H74V247H72L73 248V250L75 251V248ZM211 247H213V246H211ZM218 247L220 248V246L218 245ZM236 247V246H235ZM239 247V246H238ZM244 247H245V245H244ZM252 247H253V244H252ZM256 247V246H255ZM261 247V246H260ZM71 248V249H72ZM190 248V247H189ZM222 248H224V247H222ZM221 248V249H222ZM230 248V247H229ZM227 249V250H230V249ZM240 248V247H239ZM247 249H248V247H246ZM45 249V248H44ZM50 249V248H49ZM48 249V250H49ZM242 249V251L240 250V251H235L234 249H231V250H234V252L232 251V252H230L231 254H235L236 253V256L238 255V257L240 258V260H241V258H243L244 256H245V254H248V252L247 253H244L245 251H243V247L241 248ZM256 249V248H255ZM255 249H252V250H255ZM257 249H258V247H257ZM260 250L262 249V248H259ZM263 249H264V246H263ZM23 250V249H22ZM28 250V249H27ZM51 250V249H50ZM77 250V249H76ZM91 250V249H90ZM93 250V249H92ZM176 250V249H175ZM208 250V251H207ZM212 250V249H211ZM230 250V251H231ZM246 250V249H245ZM215 251V250H214ZM219 251V249L217 250V252ZM223 251V250H222ZM4 252H6V251H4ZM52 252V251H51ZM53 252H54V250H53ZM78 252V251H77ZM81 252V251H80ZM100 252V251H99ZM99 252H96L94 255H96L94 258H95V260H94V258H93V263H94V261L96 262V261H103V259H102V257L100 258V253ZM241 252H243L244 254H241ZM252 252V251H251ZM45 253V252H44ZM73 253V252H72ZM222 253V252H221ZM230 253H229V256L230 257H232L231 255H230ZM258 253H260L259 251H258ZM19 253H17V254H15V256H14V258H18V257H16L17 255H18ZM31 254V253H30ZM29 254V255H30ZM37 254H40V253H37ZM50 254V253H49ZM80 254V253H79ZM105 254H107V253H105ZM219 254V253H218ZM252 254H254L255 255V253H252ZM252 254H251V256H252ZM41 255H43V253L41 254ZM41 255H39V256H41ZM47 255V254H46ZM63 255V254H62ZM104 255V254H103ZM102 255V256H103ZM214 255H217V253L216 254H214ZM249 255V254H248ZM252 256V259H254L253 260V262L255 261V258H256V255L255 256ZM19 256V255H18ZM44 256V255H43ZM234 256L235 255H233V257H232V259L234 258ZM259 256V255H258ZM21 257V256H20ZM197 257V258H198ZM207 257H208V259H207ZM213 257V256H212ZM220 257V256H219ZM246 257V256H245ZM249 257V256H248ZM37 258V257H36ZM42 258V257H41ZM51 258V257H50ZM58 258V257H57ZM81 258V257H80ZM79 258V259H80ZM88 258V257H87ZM236 258V257H235ZM44 259H45V257H44ZM43 259V260H44ZM62 259H64L65 260V258H62ZM73 259V258H72ZM196 259V258H195ZM215 259H216V257H215ZM230 259V258H229ZM249 260L251 259V257L250 258H248ZM248 259H244L245 261H242V262H238L237 264H252V263H250V261H247ZM258 259V258H257ZM31 260V259H30ZM38 261H40L39 259H37ZM42 260V259H41ZM46 260H48V257H47V259ZM192 260H194V259H192ZM237 260V258L235 259V261ZM16 261V260H15ZM195 261L196 260H194V261H192V262H194L195 263ZM217 261V260H216ZM219 261V260H218ZM235 261H233V262H235ZM238 261V260H237ZM252 261V260H251ZM258 261V260H257ZM27 262V261H26ZM35 262V261H34ZM33 262V263H34ZM44 262V261H43ZM48 262H50V264H65L66 262H60V261H56V260H54V259H52V260H48L46 263H48ZM72 262V261H71ZM186 263L185 264H191V259H189L188 257H187V260L185 261ZM228 262V261H227ZM232 262V261H231ZM4 263V262H3ZM13 263V262H12ZM11 263V264H12ZM18 263V262H17ZM37 263H39V262H37ZM36 263V264H37ZM68 263H69V261H68ZM75 263V262H74ZM100 263V262H99ZM216 262L214 261V264H215ZM255 263V262H254ZM260 263V262H259ZM262 263V262H261ZM260 263V264H261ZM28 264H32V262H28ZM45 264V263H44ZM71 264V263H70ZM89 264V263H88ZM91 264V263H90ZM102 264H109V263H107V262H105V263H103L102 262Z\"/></svg>",
    "mask_w": 264,
    "mask_h": 264
}]
</instances>
